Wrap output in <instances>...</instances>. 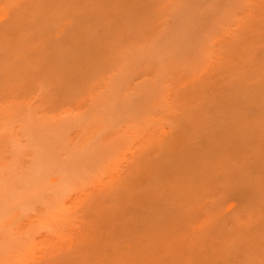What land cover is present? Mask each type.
<instances>
[{
  "label": "rangeland",
  "instance_id": "obj_1",
  "mask_svg": "<svg viewBox=\"0 0 264 264\" xmlns=\"http://www.w3.org/2000/svg\"><path fill=\"white\" fill-rule=\"evenodd\" d=\"M20 1L26 5L28 4L27 3L28 0H20ZM56 1H59V0H56ZM76 1L74 0V2H76ZM86 1L88 3V0H86ZM103 1L105 2L103 4H106V5H107V2H109V3L113 2L112 0H110V1L103 0ZM114 1L116 3V4L114 3L116 7L113 5L114 7H112V8H114V9L118 8V9H116V10L113 9L112 11L110 9H108L109 4H108V6H105L106 9H104V5H102V3H100L103 6V7H101L99 5V0L98 1L95 0L92 2L94 5H95V3H98L97 5H95L96 11L93 10V11H95V13L90 11V8H92V7L87 8V6H83V8L86 7V12H87V10H89L88 12H91L95 16H97V18H94L92 20H96L99 18L101 19V17H102L101 20L103 21V23H101V26H102V24H103V26L101 28L104 29V27H105V29H104V30H106L105 33H108L107 31H110L111 30L110 28H112L111 32H109L108 34H104V30H103V32H101L102 29L96 26L98 23V20L96 21L97 23L95 24V26H92L94 24V21H92L90 18L91 14L89 15L88 12L87 13L85 12V10L83 12L88 14L89 16L85 15V17H84V16H81V15H84V13H82L81 15L79 14L82 12L81 11L82 8L81 7H80L81 9L79 8L80 5L78 2L77 3L79 6L76 5L77 3L76 4L74 3V4H71V6L69 7L68 10H64L65 7H67V5H70V4H68L69 3L68 0H67L66 6L64 5L65 3L63 4L64 8L61 7L62 6L61 4H59L61 9H59L58 12L61 11L63 8L64 13L62 12L63 10L61 11L62 14L61 13L59 14L57 12L60 15V18L64 19L63 21L59 17H57L58 18L57 19L55 17V14L52 13V14H54V16L52 15L53 19H55V20L60 19V20H59V22L58 21L54 22L55 24L59 23V25L58 24L56 25V27H58V28H56L54 26L55 28L51 29V31L52 30L53 31L52 32L50 31L51 32L50 34L46 32V34H48V36H50V38L53 37L52 39H50L48 36H46L44 34L46 37L49 38V40L47 38L48 42L41 41L45 38L42 37L43 38L42 39L39 37L42 34L38 35L40 33L39 30H41V29H38L40 27L41 23L45 25V22L44 23L39 22L40 24L37 23L38 21H40L39 17H41V13L39 15L37 14L38 16L32 17V18H34L35 21L31 18V20H33V22L31 24L32 28L30 27V29H31L30 32H27V29H26V32H23V31H22L23 33L19 32L21 34L25 33V37H26V33H28L27 38H28V35L30 37H33V38H29L27 40L29 42L30 39H33V41H30L31 47H29L30 50L28 52H30L31 50H32V52H35L33 50L35 48L33 43L34 44L37 43L36 45H38V46L36 47V49L38 51L39 50L42 51V53H43L46 50H44L45 48H44V45L42 44V42L43 43H49V41L55 42L53 40V39H55L56 44L54 46H58L61 48V46H59V45H61L62 43L57 45V43H58L57 40L59 41V38L57 39V36L62 37L61 39H63L65 37V39H63V41H65L66 43L67 42L69 43L68 40L70 38H72V40H73V37L78 38V41L80 40L79 39L80 37H83V39L88 38V37H84V35L86 33H88L87 35L89 36V40L91 39L93 43L96 42V40L99 38L97 43L99 45L102 42L103 45L102 44L101 45L103 46V48H102V46H100V45L99 46L101 47L100 50L101 51L103 50V51H102V55L100 57L96 56L95 53H94V55L96 56V58L93 56V54L88 55V53H90L94 49V47H96V49H98L99 47L95 46L97 43L96 44L94 43L95 45H93L92 43L87 44V42H86L87 39H84L87 45L92 44L94 47L91 48L90 46L89 47L87 46L88 48H91V49H89L91 51H89L88 49L85 48L86 47L85 45H81L82 47L85 46L84 48L81 47L83 52H86V53H87V51H89V52L87 54L84 53L85 54L84 58H82L83 54H82V56L80 55V59L78 60V58H79L78 54H80V53H78L77 50L80 49V46L78 48V45H76L77 40L76 41L73 40V42H75L74 44H71L72 42L67 44V45H70V44L76 45L77 48H76V46H73V48L70 46H67V48L63 49L65 46L64 45L65 43H63L62 49L66 50V52H64V51L62 52V50L60 48L56 47L55 49L58 50V53L54 54L56 56V58H55L56 61H52L53 59H51V58L48 59V57H50V55H52L53 53L49 52L48 57H46L44 55L47 59V62H49V60L51 59L50 60L51 62H49L48 64L50 65L52 63L53 67L52 66L50 67L49 65L44 66L45 64H47V63H44L46 60L45 58H44L45 59L44 62H43V60L38 61V63L43 62V63H41V65H37L38 63L36 60L39 57L37 59H36L37 56L35 57L36 60L35 59L34 60L36 62L34 60H32V63L34 61L37 66H39V67L42 66V67H40V69L46 67V71L48 72L47 74H46V72H44L45 70H43V71L41 70V73L44 72L42 74H36V72L39 71V69L37 66L34 65L38 69L36 71L34 70L35 74L39 75V77H43V78H41V79L39 78L40 80H38V77L36 75L34 76L33 72H32L33 70H31V69H36L35 67H32V65L34 63L33 64H31V62L29 63V65L31 64L29 66V68L31 67V69H29L27 67V63L25 61V63H26L25 69L28 68V71L31 70V72H32L31 76H33V78L29 77V75H28V77L32 78V80L34 79V77L37 79H34L33 82H30L28 80V78H26L25 82L28 81L29 84L26 83L28 85V87L24 84L25 85V87H24V85L22 84V82H24V81H19L18 80L19 78L16 79L15 76L10 75L11 77H9V79H11L13 77L12 79L17 80V84H18V81L21 82V84L19 83L18 86L15 84L16 86L14 87L17 89L19 88V91L16 89H14V90L11 89V91H9L10 87L9 88L7 87L8 88L7 93L3 94V91H1L2 94L0 93V142H1V140H5V142L2 141V143H1V144L4 143L3 145L0 144V153H1L0 154V162L2 165L5 164L4 167L6 169H8V170H6L7 174L9 172V170H11L13 172V173H11V171H10V173L8 175L6 174L7 176L4 179H2L3 176L1 175V172H0V176H2L1 177L2 181L0 182V264H168L169 259L171 262H173V260H172L173 257L177 260L178 258H176V257H178V256H176V254L174 253L175 248L177 246V242H180V245H182L181 244L182 241H180V240L185 239L186 235H188V234H185L187 231V229L185 230V228H186V226L189 225V222H188V225H187V223H185L186 222L185 220L187 219V217L184 214L185 211H183V213H182L181 210H178V209L180 208V205H179L180 202H181V205H184L182 202L187 203L188 200L185 201L186 200L184 197L185 194H184V191H182V189H180V190L179 189H172L173 186L169 187V190L170 189L172 190L170 192H174V190H177L176 194L181 195L180 193H182V195H183V196L181 195L182 197L178 195L182 199L175 196V194H174L175 198L173 197V199L174 200L176 199L174 202H177L179 206L178 205L175 206L174 204H177V203H174L173 200L169 199V202L171 201L173 204L172 208H174V211H171V209H172L171 206L167 205V204H169V202H166V205H165V206H167L166 208L168 210L166 209L167 211L165 210V212L160 211V210H162L163 207L165 209V206H164L165 202H164L163 197H165L166 191H167V193L169 192L168 190H166V189H168V185L163 184V181L165 182L166 180H168L166 178L167 177L169 178L170 176L165 175V177H161L162 179L165 178L166 180L159 182V179L162 180L160 178V174L163 171H164L163 174H168L169 172H171L170 169H172L174 171V168L165 169V167L163 166V170L161 168H159V170L161 169V171H159L157 169L159 171V174H158L159 178L156 177L157 174H155V176H154L155 178H152L151 180H152V182L154 180H158L157 181L158 184L155 183L156 181H154L153 182L154 186L150 185V187L155 188L156 186H159V188L157 187L154 190H155V192L157 189H159L157 191H159V192L161 191L162 195L159 193L158 194L160 197L162 196L160 198V200L162 199L163 202L160 200H159L160 202L158 200L156 201L158 194H156L157 192L155 193L154 191H152V188L149 187L151 189L150 191L155 194V195H152V197H156L155 199H153L154 204H151L150 202H149V204H151L153 208L157 207V205L159 206L158 208H155L153 210L159 209L160 213L162 212V213L167 214V215L169 214L168 216H166V215L163 216V214L162 215L160 214L162 216V217L161 216L159 217V218H161V220L163 217H166V218H164L165 222L162 221L163 222L162 224H166V222H167L166 220L169 218L171 219L172 212L176 213L175 215H173V217H175L177 215V213L179 214L175 217V219L179 218V216L181 217L180 214H184V218L186 217V219H184L182 221V219L179 218L182 221V223H180V225L178 223L179 219H177V222L171 223V224H175V226L177 224L179 225V226L177 225V227H174V228L171 227L172 225L170 224V221H168V223H169V225L167 224L168 227H166V226L162 227V230L160 232H159L160 229L157 230L158 228L155 227L157 232H158V233H156L157 235H153L154 232L151 233V235H149V233H144V231H146L145 229L143 232H140V233H144V234H140L139 231L143 230V228L139 229L140 226L139 227L136 226L137 228L135 227L136 230L138 229L137 230L138 232L134 231L135 225H134V222L131 221L132 218L130 221L133 223V229H132V225H130L132 223L129 222L130 223L129 224L127 221L128 219H126L129 215L126 216L125 219L127 222L125 225L127 227V224H129V226L127 228L130 227L133 230L132 231L131 229H129V232L127 231V234L130 233V230H131L134 233L135 232L139 233L140 234L139 236H141V237H139L135 233L137 236L136 237L135 234H133L132 232L130 233V234L135 236V239L138 240V237L140 239V241L136 240L137 242H135L134 237L132 238V240H134L133 241L134 245L132 243L133 248L131 247L132 250L128 249V247H127V245L130 244V243L127 244V242L129 241L128 240L129 236L126 234V232H122V231L119 232L120 226H122V228H123V229L121 228L122 230H126V229H124L125 226L121 225L122 221L119 222V225H120L119 226L117 223L118 220L115 221L116 222V224H115V222L112 223V219L110 222L109 218H112L113 215H116L115 217L113 216V220H115V219H119V220L122 219L123 220L124 215H125L124 211L126 209L125 210L123 209L124 211L122 212V214L124 213V215H122V214L119 215V213L122 211V210L120 211V207L121 206L132 207V206H128V205L133 200L134 201L135 200H139V201L143 200L144 199L143 197H142L143 199L140 200L141 196L137 195L141 191V188H139L137 186V190L139 188V192L137 190L136 191L138 193L135 192L136 195L139 196L138 197L139 199H136L137 196L134 194L136 197H133V195H131L129 198L133 197V200L129 201L130 199L128 198L127 202L125 200H127L126 197L129 196V195H127L128 192H129V194L133 193V192H131V189H129L130 191L127 190L128 192H126V193H125V191L121 190L124 194H126V197L124 196V199H125L124 201L126 203H122V201L120 200L124 195L123 194L122 197L120 195V197H119V194L121 191L118 192V197H116L117 193L116 194H110V193H108L109 189L113 185L120 184L121 180L124 179L125 176L131 170H133V168H135V165L141 164V163H139L140 161H142L141 156L143 155L144 152L149 150L146 148L152 142V140H154V141L155 140H158V141L164 140V138H165L164 135H166V134H165V131H162V130H164L165 128L166 129L169 128V126H170V128H173V127L176 128L175 125H177V124L172 123L173 125L172 124L170 125V121L171 120L174 121L175 120L174 118L177 119L179 117L176 115L177 113L179 115L182 114L181 116L183 117V113L187 114L186 111L188 110L190 112V115H193V116L196 114L198 115V116L196 115L197 119H196V117L191 118V119H190V117L187 118L189 116L188 114H187V117H185L186 115H184V117L186 119L185 122H184V119L180 116V119L178 118V120H181V122H178L176 120L174 121V122L179 123L178 125H180L181 123L184 122L183 126L188 125L190 127V125L192 126L194 124H190L189 121H188L189 123H186V122H187V120H191V122L194 123V121H193V119H194L196 121V123H195V129H196L197 125H198L197 122H199V124H200L202 121H199V120H203L202 124L205 127H206V125H208L207 127L208 128L210 127L212 129V131H214L215 129H216V131L217 130L220 131V129L218 127H217L218 129L216 128V126L218 125L219 127L221 126L220 127L221 131H222V129L224 131L226 130L225 131L226 133L230 130H233V131H231V134H233L232 132H234V131H237V132H238V130L242 131L241 129L244 126L243 123H245V121L244 120L241 121L242 123L240 121L237 122L238 119L241 120L243 118L240 116L246 114L245 115L246 117L243 119H245V120L247 119V121L250 120V118L248 119L247 116L251 115V113H249L248 111L253 109V107H251L252 109H249V108L251 106L250 103L254 102V100L253 101L248 100V102H246V101H243L242 100L243 98L241 99L240 97L238 100H236L237 95L235 94V92H234V94L236 95V97L234 95H228V98H227V96L225 98H223L224 96H221V95H226V94H223L222 91L224 90V88L227 89L228 86L232 85L230 83L231 79H234L237 77L238 78L242 77V79H246V78H244V76H240L243 73L239 72L238 70L242 71L241 69H243L244 71H246L247 68H249L251 72L246 71L248 74L245 72V76L247 75V79H248V76H249V78H250V76L253 78V76H254L253 72L257 71L256 69H258V70L260 69L262 72H264L263 71V69H264V50H263L264 42H261V39H263V41H264V38L261 37V39H260V37H259L260 34H257L259 39L255 38L253 36V31L250 32L252 27H250V28L248 27L250 24L253 23L252 26L255 27V28H253L255 33H260L261 30H264V0H156V1L155 0H136L137 4H136V1L134 0L137 7L132 6V5H134L133 1L131 3V2H128L129 0H126L128 2V5H126L127 2H126V4H124L125 0L124 1L123 0H114ZM62 2H65V0H63ZM147 2H149V3L147 4ZM129 3H131L132 5H130ZM19 4L20 3H18V5ZM111 4H113V3H111ZM121 4L123 6H121ZM146 4L149 5V8H148V6H146ZM51 5H53V6H48V7L55 10V8L57 7L58 4H55V6H54V4H51ZM59 5H58V7H59ZM83 5H85V4H83ZM90 5H88V6H90ZM117 5H119V6H117ZM157 5L159 6V9L157 10L158 12L156 11V9L158 7ZM110 6H112V5H110ZM119 7H121V8L123 7L124 10L121 8L119 9ZM72 8H73V10H74V8L75 9L78 8L79 13L77 12V9H76V11L72 12L73 11V10H71ZM93 8H94V6H93ZM97 8H99V10ZM100 8H102L101 12H100ZM109 8H111V7H109ZM147 8L150 10H148ZM250 8H252L251 13H254L253 14L254 18L249 13V10H251ZM103 9L106 10L107 13L105 11H104V13L106 15L108 14L107 16H104L105 14L104 15L102 14ZM134 9H136V11ZM97 10L99 11L100 14H97V12H98ZM117 10H118V12H117ZM48 11L51 12L52 10L48 9ZM113 11L116 12V15L114 13V17L117 16L116 17L117 20L113 17ZM134 11L136 12V14H134ZM146 11L148 12V15H147L148 17H144L145 16L144 14L147 13ZM150 11H155V13H154L155 15L152 14L153 12L151 13ZM159 11L160 12L162 11V12L160 13ZM66 12L70 13V14L72 13V14L71 15L66 14ZM108 12H110V14ZM46 13H47V10L45 13H43V17H41V19L44 18V16H45L44 14H46ZM49 13H47V14H49ZM57 13H56V16H57ZM118 13H120L121 15H119ZM149 14H151V16H153V15L155 17L157 16L158 20L159 19L160 20L159 21L157 20L158 21L157 22L156 21L157 18L156 19L154 18L155 19V20L153 19L154 22L156 21L157 23L156 24L154 23L155 25L152 24L153 20L151 21V19H150L151 16L149 17ZM246 14H248V15L246 16ZM61 15H62V17H61ZM64 15H65V18H64ZM66 15L67 16L70 15V16L66 17ZM75 15H76V17H75ZM94 15L91 17L92 18L95 17ZM99 15H100V17H99ZM101 15H103V16H101ZM134 15H136V17H133ZM49 16L51 17V13ZM108 16H109V18L111 17V19H108V20H110L108 22L110 24L106 23L107 22L106 18ZM119 16H120V18H121V16H123L125 20L122 18L123 20L120 19V23H119V21H118ZM45 17H48V16L46 15ZM50 17H48V18H50ZM86 17H87V19H85ZM153 17H151V18H153ZM248 17H250L251 19ZM37 19H39V20L37 21ZM100 19H99V21H100ZM252 19L254 22H251ZM46 20H48V19L46 18ZM52 20H49V22ZM75 20H76V23L74 22ZM79 20L80 21L83 20L84 22L86 20H91L90 23L88 22L87 25L85 23V25L87 28H88V26H90L89 30L90 29L91 30L92 29L97 30V31L94 30L95 34H93V32H92L93 30L89 31L85 27V28H83V30L87 29V31H89V32L84 31L83 33H80V31H79L80 36L76 37L78 34L77 30L80 29V28L77 29V26L79 25L78 24ZM111 20H114V22H116V23H113V21H111ZM60 21L62 22L61 25H60ZM121 21L123 23L120 26ZM146 21H147V24H144ZM82 22H79V23H81L80 24L81 26H82ZM84 22H83V26H85ZM50 23H48V24L46 23L48 27L50 26ZM74 23L77 26H75ZM148 24L149 25L152 24V25L149 27ZM80 25L78 27H81ZM98 25L100 26V24H98ZM146 25L148 26L147 27L148 29L146 28ZM238 25L240 26V28ZM246 25H248L247 26L248 30L250 29L249 35H248L249 32H247L248 30L246 28ZM47 26H44V28H47ZM51 26L53 27V25H51ZM74 26L76 27L75 29H74ZM107 26H109V27H107ZM122 26H124L125 28H121ZM91 27H93V28H91ZM33 28H37V30L35 29L34 33L31 34V31L34 30ZM49 28H47V29L50 30ZM43 29H42V32H43ZM47 29H46V31H47ZM54 29H56V30H54ZM68 29L70 32L67 31ZM107 29H109V30H107ZM73 30H75V31H73ZM81 30H82V28H81ZM241 30L242 31L245 30V32H247L246 36L248 35L250 37V38L247 37V39L249 38L248 40L245 38L246 37L245 33H243ZM36 31L39 33H37ZM44 31H45V29H44ZM68 32L70 34H68ZM113 32H115V33L113 34ZM116 32H118V33H116ZM96 33L98 35L102 36L101 39H100V36L96 35ZM101 33H103V35ZM16 34H17V36H16ZM21 34L19 35L17 32L13 36H14V38L15 37L18 38V36H22ZM239 34H240V36H238ZM68 35L70 36V38L68 37L69 39L67 40L66 36H68ZM71 35L73 37H71ZM95 35L97 36V39H95L96 38ZM105 35H107V36H105ZM233 35H234V37H233ZM261 35L264 36L263 32L261 33ZM0 38H1V36H0ZM5 38H7V39H4V38L0 39L1 40L0 41V44H1L0 45V51H1L0 52V80H2L1 73L3 75L4 69H5V71L7 69V67L4 68L6 66V61L9 60V58H7V56H4V54H7L8 49H10V48H8L9 46H13L12 44H14V46H15V44H16V43H12L16 38L15 39H12V37H11V39H9V37H5ZM252 38H255V40H257L258 42H255V40H252ZM83 39H81V41ZM93 39L95 41H93ZM3 40H4V43L8 42L7 43L8 45L5 46L6 43L4 44ZM25 40L26 39L24 38V41H22V43H20V45H19L20 48H21V44H23V43H24L23 46H26ZM15 41H17V43H18V41L21 42V40H19V38H18V40H15ZM242 41H243V43H242ZM10 43H12V44H10ZM258 44H260V45L258 46ZM46 45H45V47L48 48V51L53 50V48H52L53 45L52 46H50V44H46ZM248 45H249V52L246 51V50H248V48L246 47ZM23 46H22V48H23ZM109 47H110V49H109ZM49 48H50V50H49ZM255 48H257V49H255ZM3 49H6L7 52H5V50H3ZM25 49H26L25 53H27L28 45L25 47ZM70 49H72V50H70ZM2 50L5 53H3ZM22 50L24 52V48ZM22 50H20V51H22ZM57 50H56V52H57ZM107 50H109V51L107 52ZM10 51H11V49H10ZM82 51H81V53H82ZM98 51H99V49H98ZM17 52H19V51H17ZM32 52L28 53L27 55L32 54ZM46 52H44V53L46 54ZM56 52H54V53H56ZM79 52H80V50H79ZM246 52H248V54H247L248 56L246 55ZM1 53H3V54H1ZM25 53H24V55H26ZM96 53H99V55H100V51L96 52ZM114 53H115V55H114ZM249 53H251V54H249ZM10 55L11 54H9L8 56H10ZM34 55H35V53H34ZM255 55H256L257 59H256V57H254ZM13 56L14 55L12 54L11 57H13ZM21 56L24 57V60L26 59L25 58L26 56H23V54ZM243 56H245L246 59L247 58L249 59L252 56V57H254L255 61H254V59L253 60L251 59L250 61H252V62L254 61L253 63H251L250 61L245 63L248 59L246 60ZM17 57H20V55H18ZM40 57H43V56H40ZM106 57H108V58H106ZM13 58L15 60H12V61H15V62L18 61L15 57H13ZM83 59L86 62V64L84 63V65H83L84 61L82 62ZM95 59H96V61H95ZM39 60H41V59H39ZM105 60L107 61V63ZM9 61H8L9 64L7 66H8V68H10V66L12 68V63H10ZM80 61H81V64H80ZM90 61H92V62H90ZM93 62H96V63H93ZM232 62L235 64H232ZM17 63L19 64V62H17ZM18 64H16V65H18ZM239 64H240V66H239ZM244 64L246 66H244ZM23 65L24 64H22V67H24ZM230 65H231V68L229 67ZM233 65H236L237 68H236V66L233 68L232 67ZM75 66H76V68H75ZM1 67H3V69ZM14 67H16V66H14ZM22 67H20V68H22ZM245 67H247V68L245 69ZM51 68H52V70H51ZM16 69L15 70L18 72V67ZM22 69H24V68H22ZM92 69H94V70H92ZM1 70H3V71H1ZM21 70H20V72L22 73L24 70L23 71H21ZM49 70L51 72H53V71L56 73L59 72V75L54 73V72H53V74H49ZM235 70H237L240 73L239 76L234 77V75H236V73H234ZM8 71L9 70H7V72ZM17 72H15V74ZM26 72H27V70H26ZM62 72H63V74H62ZM249 72L251 74L253 73L252 74L253 76L251 74H249ZM255 73H256V75H258V73H260V72H255ZM7 74H5L6 78H8ZM13 74H14V71H13ZM43 74H46L47 77H46V75H44V76L48 80L49 79L51 80V81L49 80V82H51L52 87L54 86L53 87L54 89H52V87L49 86L50 84H48L47 80L45 81L46 78L43 76ZM48 74L50 76H48ZM54 74H55V76H54ZM22 75H23V73H22ZM51 75L53 76V78L51 77ZM60 75H61V77H60ZM256 75L254 77H256ZM19 76H17V77H19ZM57 76H59V77H57ZM65 76H66V78H65ZM76 76L79 78H77ZM26 77H27V75H26ZM48 77H50V78H48ZM54 77L56 79H54ZM257 77H259V76H257ZM257 77H256V80L258 79ZM24 78H20V80H24ZM62 78H64L65 82ZM4 79H5V77H4ZM12 79H11V81L10 80H8V81L12 82ZM52 79H53V81L57 80L55 82L56 85H54V83L52 84V82H53ZM73 79H76L75 81H76V84L78 83L77 84L78 86L75 84ZM78 79H79V81H78ZM212 79H216L213 81H217L220 83L222 82V84H224L226 81L228 82V79H230L229 80L230 85H228L226 87L222 85L224 87L223 89H221L222 87L220 89H218L219 87L218 88L215 87L214 89L216 90V88H217V90L215 92H212V93L210 91L209 95H208L209 89L214 90L211 86H213V84L214 85L217 84L216 82L215 83L212 82ZM36 80L38 82H36ZM69 80H72L73 83H72V81H69ZM251 80L255 81V79L254 80L251 79ZM39 81H40V84H39L40 88L36 87L38 85L37 83H39ZM41 82H43V83H41ZM57 82L58 83L60 82V83L58 84ZM88 82H90L91 85L92 84H94V85L89 86ZM235 82H236V80H235ZM235 82H234V84H235ZM250 82H248V83H250ZM1 83H3V82L1 81ZM14 83H12V84H14ZM30 83L32 84V86ZM61 83L64 85H62ZM236 83L238 84V83H240V81L236 82ZM254 83H256V82H254ZM42 84H44V86ZM73 84H74V86H73ZM234 84H233V86H234ZM257 84L261 85V83H256V87H257ZM245 85H247V84H245ZM260 85H258V86H260ZM215 86H217V85H215ZM219 86H221V84ZM250 86H251V88L252 87L255 88L254 86H252V84H250ZM34 87H36V88H34ZM77 87H79V88H77ZM230 87H228V88H230ZM47 88H48V90H47ZM50 88H51V91L53 93L49 91ZM56 88H58V89L62 88L59 92H61L63 90L61 93L64 92V96H66V97H62L63 95L60 96L61 94L57 95L59 92H55ZM64 88H65V90H64ZM66 88L69 91L66 92ZM80 88H82V89H80ZM23 89H26V90H24L26 93L23 91ZM27 89H28V91H27ZM35 89H37V90H35ZM58 89L56 91H58ZM231 89H228V90L232 91ZM233 89H234V91H237V87L233 88ZM205 90H207L206 93H204ZM255 90L258 91V89H255ZM12 91H14L15 94ZM224 92L229 93L228 91H225V90H224ZM253 92H255V91H253ZM9 93H11V95ZM65 93H68V94H65ZM213 93H214V97H212L213 99L212 98L210 99V96L213 95ZM215 93L221 94L220 97L222 99H224V101L228 99L227 102H229V103H227L226 101L224 103L221 102L220 101L221 99H219L220 97L217 94H216V97L217 96L218 97L215 98ZM231 94H233V91ZM78 95H81V96L83 95V96L81 97ZM238 95H240V94H238ZM202 96L203 97L208 96V98L205 97L204 99H202ZM231 96L235 97V102H237V103H238V101L239 102L243 101V103H242L243 105H241L240 103H239L240 104L239 105L235 102H234V104H237L238 106L237 105L234 106V104L232 102L231 103L233 106L229 105V104H231L230 101L234 100V99L230 100L232 98ZM256 96H257V94H256ZM80 98H82V99H80ZM104 98H106V100H103ZM214 98L219 99V101L214 100ZM83 99H84V101H82ZM208 99H210L211 102ZM258 99H260V98L259 97L257 98V100H256L257 103L255 102L256 104L255 103H254L255 105L253 104L254 107L259 105L258 103H260V101L258 102ZM81 101L84 104L81 103ZM203 101H208V103L205 102V104H203L204 103ZM48 102L51 105V109H50V105L47 104ZM209 102H210V104H209ZM212 102H214L215 104L219 103V102H221V103L215 106ZM94 103H95V105H94ZM225 103L228 104V105L226 104V106L228 108L225 107ZM247 103H248V105H247ZM211 104H213L214 107L211 106ZM245 104L247 105V108L249 107L248 108L249 110L247 109V112H245L246 108L244 109V107H246ZM261 105H262V103H261ZM263 105H264V103H263ZM88 106L91 110H89V108L87 109ZM93 106L96 107V109ZM207 106H208V109H207ZM222 106L225 107V109L227 108L228 112H229V108L233 109V107H235L232 111L236 112V109H237V113H232L230 110V112L233 114V116H236V114L238 116V112H240V111H238L239 110L238 108L239 107L242 108L241 106H244L242 108V110L244 112L241 110V114H239L240 116H238L239 118L233 117V116H231V114L224 113V114H227L228 116L226 115L227 119H226V121H223L226 123H223V122H220L222 120H225L222 117L224 114L223 115L221 114V111L223 112V110H221ZM47 107L49 108V110H46V109H48ZM172 107H174V108H172ZM259 107L262 109L263 106H258L254 110H256L257 108H258L257 110H260ZM52 108H53V110H52ZM168 108H171L172 109L171 111L175 110L173 113L177 117H174V116L172 117V115L169 112H167V110H170ZM215 108H217V110ZM31 109H32V111H30ZM93 109L95 110V112ZM210 109L213 110L214 114L213 113L210 114V111H211ZM33 110H34V112H33ZM50 110H52V112ZM219 110H221V111H219ZM46 111H48V112L45 113ZM41 112H43V114ZM90 112H92V113L94 112L95 114L91 115ZM193 112H195L196 114H193ZM219 112H220V114H218L217 116L214 117V115H216ZM224 112H226V110H224ZM247 113H249V114L247 115ZM254 113H257L256 116H259L258 113L260 114V111L259 112L255 111ZM254 113H253V115H254L253 117H255ZM166 114H168V115H166ZM262 114H264L263 111H262ZM32 115H33V119L31 117ZM79 116H80V118H79ZM167 116H169V117H167ZM170 116H171V118H170ZM199 116H201V119H199L200 118ZM218 116H221L222 120H221V117L219 119H216V118H218ZM76 117L78 119H76ZM83 117L85 118V120ZM253 117L251 118V120L253 119ZM235 118L237 121L235 120ZM52 119H53V122H56V120H57L56 124H52V122H51ZM260 119L261 118L258 117L259 121H260ZM58 120H60V121L58 122ZM162 120H164V121H162ZM165 120L167 122L169 121L168 124H167V122H165ZM216 120L222 124L219 125ZM256 120H257V118L255 117V123H256ZM159 121H161V122H159ZM262 121H264V120H262ZM71 122L74 125L76 123L75 126H77L78 128L75 126H72ZM251 122H254V120H252ZM42 123L44 125H42ZM57 123L60 126H58ZM258 123L262 124L261 121ZM202 124H200V126H201L200 128H202L203 131L199 132L197 130L199 127L196 130L199 133H201V135L203 132H205L203 134L206 135V132L208 130L205 131L204 130L205 127L203 128ZM79 125H81L82 127H80ZM258 125H260V124H258ZM25 126H26V128L28 126V130L25 128ZM183 126L181 125L180 127H183ZM19 127L22 129H20ZM35 127H36V129H35ZM59 127H61V129L63 128V130H61V129L59 130L58 129ZM180 127H178V128L180 129ZM51 128H56V129L51 130ZM94 128H97L95 131L96 133H95L94 137L91 138L92 142L90 139L89 144H88V142H85L84 140H86L85 138H86V135L88 134V132ZM237 128H238V130H237ZM239 128H241V129H239ZM88 129H89V131H87ZM211 129L209 130L210 132H212ZM57 130H59L60 133ZM31 131L35 134H32ZM53 131L54 132L57 131L55 133L56 134L59 133L58 135L60 137L56 134H54L55 135V137H54V135L52 134ZM62 131H63V134H62ZM209 131L207 134H209ZM194 132L192 131L191 134L196 136L198 132L196 133V135L194 134ZM225 132H224V134H225ZM237 132H235V134ZM244 132L246 133L247 131H242L241 133H244ZM19 133H21V134H19ZM215 133L216 132H214V135H212L213 137L215 136ZM221 133H223V131ZM238 133L239 134H236V135H242V134H240V132H238ZM60 134L63 136L62 138H61ZM224 134L223 135L221 134V135L225 139H223L221 136H219L220 134L218 135V137H221L223 139V141H225V143H226L231 136L228 137L227 134L226 135H224ZM246 134H243V135H246ZM38 135H39V137H38ZM192 135H191V137H192ZM199 135H197V137L195 138L196 140L193 139L194 136H193V138L189 137L188 139H186V141L189 140L188 143L192 146V147L190 146L188 148H193V149H189L190 152H188V155L186 154L187 152L184 153V155H183L184 159H186V158L189 159L188 158L189 155H190V157H192L193 153L198 151L197 150V149H199L198 147L201 146V144H202V143H200L202 141V139L200 138L201 135L200 136ZM205 135H203L202 138L203 137L205 138ZM209 135H211V134H209ZM32 136L35 138V140ZM36 136L38 137V139ZM43 136H44V138H43ZM216 136H215V139H216ZM225 136H227V139ZM232 136H234L236 138L235 135H232ZM47 137H48V140L51 141L50 142L51 145H50L49 141L47 140ZM234 137H232V139H231L232 141L235 140L234 142H232V145L235 142H238V140L241 139V137L243 138L244 136H239L237 138V141ZM250 137L252 138V135H249V138ZM58 138H60V139H58ZM204 138H203L204 143L202 144V146H204V147L209 146L208 149L206 148L208 150V154H207V150L205 148L201 147V149H199V151H198L199 153L197 152L200 155V157L196 153L197 156L195 154V156H193L191 160L190 159L186 160V162L189 161V163L185 164L186 162L184 163V161H183V164L187 166L189 164L193 165V163H195L196 160H200V159L202 160L203 157L207 158V160L204 158L205 161H207V166L205 163H203L204 159L202 161L201 160L197 161L196 163H198V165L196 163L193 165L195 167L200 168V170L205 165L202 168V171H200L198 168L195 170V174L197 173L195 175L196 177H198V176L201 177L202 176L200 174L201 172L203 175L206 173L205 167H207L209 169L210 167L211 168L213 167V164L214 165L218 164L216 162V159L213 158L215 160V162H214V160L212 158H210L211 154L209 155V153H210L209 148L211 145L209 144L207 146L206 143H208L210 141L209 140L210 138L207 137L208 138L207 141L209 140L208 142H205L206 139H204ZM247 138L248 137L246 136V139L243 140L244 143H242V145L243 144L246 145L245 140H247ZM63 139H65V141ZM222 139L219 138V140L217 139L215 141H217V142L219 141L220 143H224L222 141ZM52 140L55 142H53ZM59 140L63 141V143L62 142L60 143ZM193 140H194V142H192ZM197 140H199V141H197ZM38 141H39V144L37 145ZM46 141H48V142H46ZM66 141L68 142V144L64 143ZM69 141H70V143H69ZM165 141L166 140H164L163 142H164V145L166 146ZM195 141H197V142L195 143ZM211 141L213 142V140H211ZM239 141H242V140H239ZM169 142H171V141H168L167 144ZM229 142L231 144L230 140H229ZM52 143H53V145H52ZM197 143H200V144L197 145ZM30 144H31L32 148H31ZM60 144H62V145H60ZM71 144H72V146H71ZM212 145H213V143H212ZM218 145H219V143L216 145H213V147L216 146L215 148H218ZM223 145H221V146H223ZM61 146H64V149ZM144 146L146 148H144ZM167 146H169V145H167ZM225 146H231V145H229V143H228V145L225 144ZM3 148H5L4 151H3ZM8 148H9V150H8ZM10 148H11V150L13 148V150L11 151ZM215 148H213L214 151H215ZM220 148H222V147H220ZM230 148H231L230 151H232L233 148L232 147H230ZM45 149H46V151H44ZM223 149H225L224 146L222 149L217 150L216 153H218V154L222 153L223 154L224 153ZM47 150H50L51 153L47 154L49 152ZM192 150L193 151L195 150V151L192 153ZM200 150H204V153H203V151L201 152ZM220 150H222V152ZM65 152H66V154H65ZM225 152H227V151L225 150ZM234 152H235V150H234ZM234 152L232 151V153L234 154L233 156H236V157H234V159L237 160L239 154H236ZM165 153H167V152L165 151L164 154ZM51 154L54 156V157L52 156L53 158L51 157ZM155 154H157V153H155ZM162 154L160 156V157H162V160H164L163 159L164 156L166 157V159L168 158L167 154H165L163 156H162ZM224 154L226 155V153H224ZM202 155H204V156H202ZM228 155H229V153H228ZM185 156H186V158H185ZM230 156L233 157L231 152H230ZM197 157H199V158H197ZM239 157H240V155H239ZM194 158H195V161H194ZM210 159L212 162L210 161ZM149 160L150 159H148V163H151V160H150V162H149ZM192 160L194 162L190 163V161H192ZM2 161L4 163H2ZM51 161H53V162H51ZM32 162H33V164H32ZM135 162H138V163L136 164ZM202 163L204 165L200 166ZM1 164H0V166H2ZM181 164L182 163H180L179 165H181ZM183 164H182L183 169H185L186 166H184ZM211 164H212V166H211ZM179 165L177 167H175L177 169V170L175 169V172H174L175 174H171L172 178H174L173 176H175V175H180V177L177 176L178 182L174 181L176 179L175 178L174 180H171V181L169 180L168 183L174 181L175 184H177V183L179 184L182 182V181L179 182L180 179L183 178L182 176H186V175L189 176L187 173V170L185 169L186 170V172H185L184 170L181 169L182 166H179ZM208 165H210V167ZM7 166H8V168H7ZM55 166H56V168H55ZM137 166L139 168L141 167L140 169H142L144 166L143 170H145L147 168L145 170V172H147V170L149 172L154 167L153 164L150 166V168L148 167L149 165H147V167H145V165H143V166L137 165ZM4 167L2 166L1 168H4ZM5 168H4V172H2V174L4 173V177H5V172H6ZM178 168H180V170H182V171H179ZM20 169H21V172L18 171ZM164 169L166 171H168V170H170V171L165 173ZM14 171L15 172L17 171V173H15ZM158 171H156V173ZM177 171L180 174H177ZM189 172H190V170H189ZM27 173H28V175H27ZM152 173H153V171H152ZM154 173H155V171H154ZM183 173H185V175ZM144 174H148V175L150 174L151 177L153 175L150 172L144 173ZM23 175H24V177H23ZM54 176H59L61 178V180L58 182H53V184H52V181L50 180V178L54 177ZM144 176L146 177L147 175H144ZM190 176H194V173H193V175H190ZM9 177H10V179H9ZM127 177H128V175H127ZM196 177H195V180H194V178L192 180H194L195 182L197 181V183H198L200 181L199 180L200 178L199 177L196 178ZM20 178H23V179H20ZM150 178H149V180H150ZM11 179L12 180L15 179V180L12 181ZM24 179H25V181H24ZM225 179L226 178H224V176L220 175V177H219L220 183L217 184L218 193L216 195V197L220 196V198L218 200V204H217L218 214L215 218L217 220L212 221L213 225H212V227H210L211 230L215 227V225H216L215 228H218L219 227L218 225H223V227L224 226L226 227V225H227V223H225L226 219L225 220L222 219L224 221L223 222L220 218H223V217L226 218V216H225V215H227L226 213L231 209L230 208L231 202L234 200L235 203L238 204V206H240V205L243 206V203L245 202V200H247L248 196L250 195L249 187L246 186L245 184H242L241 186L235 187L231 190H230L231 187H229L228 189H229L230 193H225L223 191V188H221V185H222V183L225 182ZM143 180H145V179H143ZM140 181H141V179H140ZM147 181L148 180L146 178V183H147ZM25 182H27L28 184ZM146 183L143 185L146 186ZM159 183H161V186L159 185ZM162 184L166 186V189L162 187ZM136 185H141V187L143 186L142 184H136ZM5 186H6V188H5ZM148 186H149V184L147 185V187ZM160 187H161V189H160ZM24 188H25V190H23ZM125 188L128 189L129 187H125ZM2 189H3V191H2ZM31 189H33V190H31ZM163 190L165 191V193ZM11 191L14 192L15 194L11 193ZM178 191H180V193ZM26 192H27V194H26ZM141 192H140V195H141ZM147 192H142V193L146 194ZM10 193H11V196H10ZM8 194H9L10 198L8 197ZM163 194H164V196H163ZM232 194H234V196H232ZM146 195L148 196V193ZM149 195L151 196V194H149ZM169 195L171 198L172 197L171 193ZM239 195H241V196H239ZM167 196L165 198L166 201H167V198H169V196L168 197ZM149 199L150 198H148L147 200L146 199H144V200L147 202L152 200V198H151V200H149ZM183 199H184V201H183ZM144 200H143V205H145V203H147V202H144ZM14 201H15V203H14ZM17 201L20 204L17 203ZM118 201H120V202H118ZM134 201L131 203V205L134 203ZM155 201H156V203H155ZM149 204L147 206H149ZM143 205L142 206L140 205L141 206L140 208H143ZM151 205L149 206L151 209L149 207H146V205H145V208H144L145 210L142 209V211H144L142 213L147 214V212L150 209L151 213L156 214L155 211L154 212L152 211ZM154 205H156V206H154ZM135 206L136 205H134V207ZM168 206L170 208H168ZM174 206L175 207L178 206L179 208H176L177 210H175ZM189 206H190V203H187V209ZM134 207L131 208V209H133L132 213L139 212L138 210H140V209L134 208ZM137 207H139L138 204H137ZM185 207H186V204H185ZM6 208H8V209H6ZM12 208H14V209L19 208V215L15 216L14 219L10 217V213L13 211ZM136 209H137V211H136ZM127 210L131 211L130 209H127ZM129 211L126 214H128ZM142 213H136V214H134V216L136 217V215L138 216L139 214H141L142 216L141 215L140 216L143 217L144 214H142ZM151 213L149 214L150 216L152 215ZM146 214L144 215V217H146ZM149 215L147 214V217H150ZM158 215H159V213H158ZM199 215H201V214H199ZM122 216H123V218H122ZM156 216H157V214H156ZM202 216H203V214L201 215V219L203 218ZM141 217H138L136 219L139 220V218H141ZM147 217H146L145 222H148ZM153 218H154V216H153ZM182 218H183V215H182ZM157 219H156V221L159 222ZM173 219L174 218H172L171 220L174 221L175 219L174 220ZM138 220H136L135 222L137 223ZM149 220H150L149 222H151V219H149ZM13 221H15V222H13ZM156 221H155V223L157 224ZM145 222H143V223L145 224ZM149 222L146 224H149ZM59 223H60V230L63 234L62 238L59 237L58 234H56L54 232V229L57 227V224H59ZM159 223L161 226V222H159ZM201 223L204 224L205 222L201 221ZM137 224H139V221ZM144 224H140V225L146 226ZM153 224L154 223L151 222L148 227H150ZM223 227L221 226V227H219L220 229H217V230H221V228H223ZM144 228H146V227H144ZM151 228H153V227H150V230H151ZM215 228L213 230L217 231V230H215ZM153 230H155V229L153 228ZM213 230H212V232H213V237H214V231ZM223 230H224V228H223ZM212 232H211V234H212ZM216 233L220 234V231H218ZM132 235H130V238L132 237ZM207 235H209L208 229L205 226H204V228H202L200 230H196L195 233H194V229L190 230V236L194 237L195 238L194 240H198V242H200V244L201 243L204 244L206 242V240L209 238V236H211V235H209V236H207ZM220 235H218V236L220 237ZM218 236H217V234H215V237H214L215 241H219L218 239H220V238ZM213 237H211V238L213 239ZM143 240L145 241V243L143 242ZM211 240H207V241L211 242ZM214 240H213V242H215ZM138 242H140V244H138ZM135 243H137V244H135ZM211 243H208V246H204V247L210 248L209 246ZM152 245H153V247H152ZM109 248L111 250H109ZM119 250L122 252H119ZM210 253H212V251L209 252L208 255ZM235 253L239 254V251L237 250V252L235 251ZM170 254H174V256L171 257ZM235 255L232 253L229 256L232 258V257H235ZM208 258L210 259L211 257L208 256ZM240 259L242 260V258L238 257L239 261H240ZM234 260H235V258H233V261H232L233 264L234 263L238 264L241 262V261L240 262L237 261V263H236V260L235 261ZM180 261L184 263V261H182V259H180ZM181 262H180V264H181ZM209 262H212V260L208 261V264H209ZM177 263L179 264V260L177 261ZM195 263L198 264V260H196ZM229 263L231 264V259H230ZM263 263H264V261L261 264H263ZM169 264H170V262H169ZM210 264H212V263H210Z\"/></svg>",
  "mask_w": 264,
  "mask_h": 264
},
{
  "label": "bare ground",
  "instance_id": "obj_2",
  "mask_svg": "<svg viewBox=\"0 0 264 264\" xmlns=\"http://www.w3.org/2000/svg\"><path fill=\"white\" fill-rule=\"evenodd\" d=\"M19 1V2H18ZM0 0V36H1V38L0 39H7V38H5V37H9V39H11V37H12V39H15L14 38V36L13 35H15V33H17L18 32V34L20 35L21 33H19V32H26V29H27V32H30V27L32 28V22H33V20H34V18H32V17H34V16H38L40 13H41V17H43V13H45L46 12V10H47V13H49L50 11H48V9L50 10H52L50 13H51V17L49 16L50 15V13L49 14H44L45 16L47 15L48 17H50V18H48V17H45L44 16V18H42L41 19V17H39V19H40V21H38L39 19H37V23L38 24H40L39 22H45V25L44 24H42L41 23V25H40V27L38 28V29H41V30H39V32H37V33H39L38 35H40V34H42L41 36H39L40 38H45V39H43V40H41V41H43V42H48L47 41V38L49 37L50 38V36H48V34H46V32L47 33H51L52 31H51V29L52 28H55L56 27V25L58 24L59 25V23H57V24H55L54 22H59V20L60 19H62V21L64 20L63 18H60V13H61V11L63 10V8H64V6H63V4L66 6L67 5V0H65V2H62L63 0H59V1H56V0H28L27 1V5L26 4H24V3H22L20 0ZM30 1V2H29ZM56 1V2H55ZM72 0H68V4H70V5H67V7H65V9L64 10H68L69 9V7L71 6V4H76L77 2L79 3V5H78V3L76 4L77 6H79V8L81 7L82 8V12L81 13H79L78 12V8H76L77 9V12L81 15L82 13H84L83 11L85 10V12H86V7L85 8H83V6H87V8H90V7H92V8H90V11L91 12H93V13H95V5H97L98 3H95V5L92 3L93 1H95V0H88V3H87V1L86 0H75L76 2H74V0L71 2ZM91 1V2H90ZM98 1V0H97ZM107 1V0H106ZM108 1H110V0H108ZM113 2H111V3H113V4H111V3H109V2H107V5L106 4H103V3H105L103 0L101 1V0H99V5L101 6V7H103L102 5H104V9H106L105 8V6H108V4H109V7H111V8H109L108 7V9H110L111 11L114 9V8H112V7H114L115 6V1L114 0H112ZM124 1V0H123ZM132 1H133V3H134V5H132L131 3H132ZM136 1V0H135ZM135 1L134 0H129L128 2H131V3H129L130 5H132L133 7H137V1H136V4H135ZM156 1V0H155ZM90 2V3H89ZM126 0H125V2H124V4H126ZM128 2H127V4L126 5H128ZM18 3H20L19 5H18ZM88 5H90V6H88ZM100 3H102V5L100 4ZM115 3V4H114ZM122 3V2H121ZM149 2H147V4H148ZM51 4H54V6H55V4H61L62 6L61 7H63L62 8V10L61 11H59L58 12V10L59 9H61L60 8V5H59V7H58V5H57V7L55 8V10H53L52 8H49L48 6H53V5H51ZM83 4H85V5H83ZM146 4V6H148V8H149V5H147ZM82 5V6H81ZM110 5H112V6H110ZM114 5V6H113ZM125 5V6H126ZM129 5V6H130ZM136 5V6H135ZM151 5V4H150ZM155 5V4H154ZM93 6H94V8H93ZM117 6H119V5H117ZM121 6H123L122 4H121ZM124 6V7H125ZM158 6V5H157ZM98 7V6H97ZM116 7V6H115ZM127 7V6H126ZM155 7V6H154ZM48 8V9H47ZM80 8V9H81ZM121 7H119V9H120ZM147 8V9H148ZM164 8V7H163ZM253 8V7H252ZM252 8H250L251 10H249V13H250V15H252V17L254 18V13H251V11H252ZM76 9L74 8V10H73V8L71 9V10H73L72 12H74V11H76ZM79 9V10H80ZM98 10H99V8H97ZM101 9L102 8H100V12H101ZM102 10V14L104 15L105 13H104V11L106 12V10ZM116 9H118V8H116ZM116 9H114V10H116ZM121 9H123L124 10V8L122 7ZM159 9V6L157 7V9H156V11ZM249 9V8H248ZM64 10L62 11L63 13H64ZM70 10V11H71ZM93 10H95V11H93ZM97 10V11H98ZM135 11H136V9H134ZM148 10H150V9H148ZM147 10V11H148ZM152 10V9H151ZM155 10V9H154ZM161 10V9H160ZM42 11V12H41ZM89 10H87V12H88ZM134 11V14H136V12ZM146 11V12H147ZM57 13V16H56V13ZM86 12V13H87ZM91 12H88V14L90 15V18H91V20L92 19H94V18H97V16H95L93 13H91ZM117 12H118V10H117ZM145 12V13H146ZM152 14H154L155 13V11H150ZM158 12V11H157ZM160 12V11H159ZM162 12V11H161ZM160 12V13H161ZM52 13H54L55 14V17L57 18V17H59L60 19L59 20H55V19H53V16H54V14H52ZM86 13H84V15H81V16H84L85 17V15H88V14H86ZM107 13V12H106ZM109 14H110V12H108ZM112 13V12H111ZM114 13H115V15H116V12L115 11H113V17H114ZM38 14V15H37ZM62 14V13H61ZM66 14H70V13H67L66 12ZM72 14V13H71ZM70 14V15H71ZM97 14H100L99 13V11L97 12ZM119 15H121L120 13H118ZM124 14V13H123ZM53 15V16H52ZM70 15H66V17H69ZM88 15V16H89ZM95 16V17H91V16ZM103 15H101V16H103ZM108 15V14H107ZM106 14L104 15V16H107ZM112 15V14H111ZM145 16L144 17H148L147 15H148V12L146 13V14H144ZM155 15V14H154ZM153 15V16H154ZM248 14H246V16H247ZM74 16V15H73ZM87 16V17H88ZM151 16V14H149V17ZM153 16H151V17H153ZM54 17V18H55ZM61 17H62V15H61ZM75 17H76V15H75ZM87 17L85 18V19H87ZM99 17H100V15H99ZM117 17V16H116ZM116 17H114L115 19H116ZM133 17H136V15H134ZM150 17V19H151V21L155 18H157V16L155 17H153V18H151ZM251 17V16H250ZM250 17H248V18H250ZM31 18L33 19V20H31ZM46 18L48 19V20H46ZM64 18H65V15H64ZM106 18V17H105ZM124 19V17L123 16H121V18H120V16H119V19H118V21H119V23H120V19ZM247 18V19H248ZM53 19V20H52ZM100 19V18H99ZM99 19H96V20H92V21H94V24L92 25V26H95V24L97 23L96 21L98 20V23H97V27H99V28H101L102 26H103V24H102V26H101V23H103V21L101 20L102 19V17H101V19H100V21H99ZM104 19V18H103ZM107 19V22L106 23H108L110 20H108V19H111V17L109 18V16L106 18ZM114 19V20H115ZM122 19V20H123ZM136 19V18H135ZM154 19V20H155ZM251 19V18H250ZM260 19V18H259ZM49 20H52V21H50L49 22ZM91 20H86L85 22L83 21V20H79L78 21V24L80 25L81 23H79V22H84V25H85V23H86V25H87V23L89 22H91ZM114 20H111V21H113V23H116V22H114ZM117 20V19H116ZM125 20V19H124ZM154 20L152 21L153 23L152 24H156L159 20H158V18L156 19V21L154 22ZM35 21V20H34ZM102 21V22H101ZM106 21V20H105ZM250 21V20H249ZM75 23H76V20L74 21ZM83 22H82V26L81 27H78L75 23V26H77V29L78 28H80L79 30H77L78 31V34H77V36L76 37H78V36H80V33H83L84 31H86V32H89V31H92L91 29L89 30V27L90 26H88V28L86 27V25L85 26H83ZM136 22V21H135ZM244 22V21H243ZM248 22V21H247ZM246 22V23H247ZM251 22H254L253 21V19L251 20ZM48 23H50V28L47 26V24ZM61 21H60V25H61ZM118 23V24H119ZM122 21H121V24H120V26L122 25ZM245 23V22H244ZM249 23V22H248ZM55 24V25H54ZM98 24H100V26L98 25ZM108 24H110V23H108ZM144 24H147V21L144 23ZM151 24V25H152ZM154 24V25H155ZM253 24V23H252ZM252 24H248V25H246V28H247V26L250 28V27H252L251 28V30H250V32L251 31H253V36L255 37V38H258V35L257 34H260V39H261V37H263L264 38V36H262L261 35V33L263 32V35H264V30H261V32L260 33H255L254 32V29L253 28H255V27H253L252 26ZM51 25H53V27L51 26ZM114 25V24H113ZM117 25V24H116ZM115 25V26H116ZM149 25V24H148ZM151 25H149V27L151 26ZM153 25V26H154ZM241 25V24H240ZM245 25V24H244ZM42 26V27H41ZM44 26H47V28H49L50 30H48L47 28H44ZM55 26V27H54ZM74 26V29L76 28ZM105 26V25H104ZM145 26V25H144ZM239 26V25H238ZM255 26V25H254ZM87 28L89 31H87V29L85 30H83V28ZM107 27H109V26H107ZM111 27V26H110ZM119 27V26H118ZM148 26L146 25V28H147ZM45 29V31H44V29ZM56 28H58V27H56ZM81 28H82V30H81ZM91 28H93V27H91ZM96 28V27H95ZM114 28V27H113ZM121 28H125L124 26H122ZM239 28H240V26H239ZM25 29V30H24ZM29 29V30H28ZM34 30H32L31 31V34H33L34 33V31H35V29L37 30V28H33ZM42 29H43V32H42ZM46 29H47V31H46ZM67 29V28H66ZM102 29V31L101 32H103V30L105 29V27H104V29L103 28H101ZM111 30H112V28H110ZM116 29V28H115ZM118 29V28H117ZM148 29V28H147ZM54 30H56V29H54ZM72 30V29H71ZM95 30V29H94ZM94 30L92 31L93 32V34H95V32H94ZM107 30H109V29H107ZM111 30L110 31H107L108 33L109 32H111ZM247 30H248V28H247ZM249 30L247 31V32H249ZM256 30V29H255ZM49 31V32H48ZM51 31V32H50ZM67 31H69V29L67 30ZM73 31H75V30H73ZM72 31V32H73ZM79 31H80V33H79ZM95 31H97V30H95ZM105 31L106 30H104V34H108V33H105ZM228 31V30H227ZM242 31V30H241ZM22 32V33H23ZM35 32V33H36ZM42 32V33H41ZM55 32V31H54ZM53 32V33H54ZM70 32V31H69ZM68 32V34H70ZM71 32V33H72ZM85 32V33H86ZM100 32V31H99ZM124 32V31H123ZM243 33H245V36H246V33L247 32H245V30H243L242 31ZM250 32L248 33V35L250 34ZM74 33V32H73ZM98 33V32H97ZM96 33V35L97 36H100V35H98ZM115 32H113V34H114ZM116 33H118V32H116ZM241 33V32H240ZM27 34L28 33H26V37H25V33L24 34H21L22 36H18V38H19V40H21V42L20 41H18V43H17V41H15V40H18V38H16L12 43H16L15 44V46H14V44H12V43H10V44H12L13 46H7L8 48H10L11 49V51H10V49H8V52H7V50L6 49H3V50H5V52H7V54H4V56H7V58H9V62L10 63H12V68H11V66H10V68H8V61H6V66L4 67V68H6L7 67V69H6V71H5V69H4V72H3V75H2V73H1V77H2V80H0V87L2 86H4L3 88L1 87L0 88V93L2 94V92L1 91H3V94L4 93H7V91H8V88H9V91H11V89H16V90H18L19 91V88L17 89V88H14L16 85L18 86L19 85V83L21 84V82H19V81H24V82H22V84L24 85H26L27 87H28V85L26 84V83H28V81L27 82H25V79L26 78H28V80L30 81V82H33V80L34 79H37V78H35L34 77V79L32 80V78H33V76H31V74H32V72H33V75L35 76L36 74H42V73H44V72H46V74L48 73L47 71H46V67L45 68H41L40 69V67H42V66H37V65H41V63H43L44 62V60L46 59V57H48L49 56V52H51V53H53L52 55H50V57H48V59L49 58H51V59H53L52 61H56L55 60V58H56V56L54 55V54H57L58 53V50L57 49H55L56 47L57 48H60V47H58V46H54L55 44H56V40L55 39H53L55 42H53V41H49V43H43L42 42V44L44 45V50H46V51H44V52H46V54L43 52L42 53V51H38L37 49H36V47L38 46V45H36L37 43H33V45L35 46V48L33 49L35 52H32V50L30 51V52H32V54H30V55H27L28 53H30V52H28L30 49H29V47H31V42L30 41H33V39H30L29 40V42L27 41L29 38H33V37H30L29 35H28V38H27ZM30 34V35H31ZM46 36H48V37H46ZM67 34V33H66ZM88 33H86L85 35H84V37H88V38H84V39H87L86 40V42H87V44H90V43H92L93 45H95L96 43H97V41H98V39H97V36L95 35V39H97L96 40V42H92V40L90 39L89 40V36L87 35ZM102 35H103V33H101ZM73 35V34H72ZM71 35V37H73ZM244 36L246 39H247V37H249V36ZM257 35V36H256ZM16 36H17V34H16ZM24 36V37H23ZM91 36V35H90ZM105 36H107V35H105ZM104 36V37H105ZM238 36H240V34L238 35ZM21 37V38H20ZM70 38V36L68 35V36H66V38H67V40ZM101 37L102 36H100V39H101ZM233 37H234V35H233ZM236 37V36H235ZM24 38L26 39L25 41V43H26V46L28 45V50H27V53H25V47L26 46H23V44H21V48H20V43H22V41H24ZM49 38H48V40H49ZM53 38V37H52ZM52 38H50V39H52ZM59 38V41L57 40V45L58 44H61V45H59V46H61V50H62V52L64 51V52H66V50H63V49H65V48H67V46H70V47H72L73 48V46H76V45H78V48H79V46H80V52H79V50H77L78 51V53H80V54H78V60L80 59V55L82 56V54H83V56H82V58H84V53H86V52H83L82 51V48H84L85 46V48L86 49H91L92 47H94L92 44L91 45H87L86 44V42H85V40L83 39V37H80L79 39V41L81 42H79L78 41V38H75V37H73V40L74 41H76V45H71V44H74L75 42H73V40H72V38H70L68 41H69V43L70 42H72L70 45H67V44H69L68 42L66 43L65 41H63V39H65V37L63 38V39H61L62 37H59V36H57V39ZM106 38V37H105ZM250 38V37H249ZM248 38V39H249ZM255 38H252V40H255ZM23 39V40H22ZM61 39V40H60ZM81 39H83L82 41H81ZM104 39V38H103ZM247 39V40H248ZM259 39V38H258ZM45 40V41H44ZM71 40V41H70ZM1 41V40H0ZM36 41V40H35ZM93 41H95L94 39H93ZM37 42V41H36ZM60 42V43H59ZM84 44H83V43ZM255 42H258L257 40H255ZM261 42H264L263 41V39H261ZM3 43H4V40H3ZM6 43V42H5ZM4 43V44H5ZM8 43V42H7ZM5 44V46L6 45H8V44ZM53 43V44H52ZM63 43H65L64 45V48H63ZM78 43V44H77ZM80 43V44H79ZM242 43H243V41H242ZM41 44V45H42ZM46 44H50V46H52L53 45V50H50V48H49V50L50 51H48V48H46L45 47V45ZM101 44H102V42H101ZM101 44H99L100 46H102ZM1 45V44H0ZM81 45H85L84 47H82ZM98 45V43L95 45V46H98L99 48V51H100V55H99V53H96V52H99L98 51V49H96V47H94V51L92 52L91 50H89V51H91L90 53H88L89 51H87V53H88V55L89 54H93V56L96 58V56H98V57H100L101 55H102V51L100 50L101 49V47ZM260 44H258V46H259ZM22 46H23V48H24V52H23V48H22ZM47 46V45H46ZM90 46L91 48H88V47ZM6 47V48H7ZM12 47V48H11ZM16 47V48H15ZM82 47V48H81ZM247 48H248V50H246V51H248L249 52V45L248 46H246ZM264 47V46H263ZM63 48V49H62ZM76 48H77V46H76ZM75 48V49H76ZM102 48H103V46H102ZM13 49V50H12ZM15 49V50H14ZM109 49H110V47H109ZM255 49H257V48H255ZM2 50V52L3 53H5L4 51ZM20 50H22V51H20ZM56 50H57V52H56ZM60 50V51H61ZM70 50H72V49H70ZM84 50V49H83ZM263 50H264V48H263ZM17 51H19V52H17ZM53 51V52H52ZM59 51V52H60ZM76 51V52H77ZM81 51H82V53H81ZM106 51V50H105ZM109 50H107V52H108ZM111 51V50H110ZM1 52V51H0ZM10 52V53H9ZM13 52V53H12ZM54 52H56V53H54ZM106 52V53H107ZM112 52V51H111ZM248 52H246V55L248 54ZM3 53H1V54H3ZM20 53V54H19ZM23 54V56H26L25 58V60H24V57H22L21 55ZM24 53L26 54V55H24ZM34 53H35V55H34ZM50 53V54H51ZM86 53V54H87ZM94 53H95V55H94ZM9 54H13L14 56L13 57H15L17 60V62H19V64L17 63V62H15V61H12V60H15L13 57H11V55L10 56H8ZM20 55V57H17L18 55ZM98 54V55H97ZM109 54V53H108ZM249 54H251V53H249ZM256 54V53H255ZM17 55V56H16ZM34 55V56H33ZM43 56V57H40V56ZM46 57H45V56ZM114 55H115V53H114ZM253 55V54H252ZM37 56V57H36ZM248 56V55H247ZM246 56V57H247ZM11 57V58H10ZM31 57V58H30ZM35 57H36V59H35ZM88 57V56H87ZM97 57V58H98ZM115 57V56H114ZM244 58H245V56H243ZM254 57H256V55L254 56ZM254 57H252L251 56V58H245L247 61L245 62V63H247V62H249L251 59L253 60L254 59ZM13 58V59H12ZM20 60H19V59ZM30 60H29V59ZM43 58V59H42ZM45 58V59H44ZM106 58H108V57H106ZM6 59V58H5ZM28 59V60H27ZM37 61V63H38V61H42L43 60V62H39L37 65H36V61ZM39 59H41V60H39ZM50 59V60H51ZM94 59V58H93ZM100 59V58H99ZM233 59V58H232ZM256 59H257V57H256ZM22 60V61H21ZM24 60V61H23ZM32 60H34L33 61V63H32ZM49 60V62H51ZM2 61V60H1ZM25 61H26V63H27V67L29 68V66L31 65V64H33L32 65V67H35V66H37L38 67V69H39V71H37L36 72V74H35V72H34V70L36 71V70H38L37 69V67H35L36 69H31V67L29 68V69H31V70H33L32 72H31V70H29L28 71V68H26L25 69V67H26V63H25ZM84 61V59L82 60V62ZM95 61H96V59H95ZM106 61V60H105ZM254 61H255V59H254ZM253 61V62H254ZM257 61V60H256ZM15 64H14V63ZM24 62V63H23ZM31 62V64L29 65V63ZM49 62H47V59L45 60V62L44 63H47V64H43L44 66H46V65H49L48 63ZM76 62V61H75ZM90 62H92V61H90ZM231 62V61H230ZM251 63H253L252 61H250ZM21 63V64H20ZM84 63L86 64V62L84 61L83 62V65H84ZM93 63H96V62H93ZM106 63H107V61H106ZM2 64V63H1ZM14 64V65H13ZM16 64H18V65H16ZM22 64H24L23 66L24 67H22ZM80 64H81V61H80ZM231 64V63H230ZM232 64H235V63H233L232 62ZM231 64V65H232ZM3 65V64H2ZM21 65V66H20ZM35 65V66H34ZM224 65V64H223ZM231 65L229 66L230 68H231ZM237 65V64H236ZM236 65H233L232 67L234 68ZM14 66H16V67H14ZM50 67L52 66V63L49 65ZM239 66H240V64H239ZM244 66H246L245 64H244ZM18 67V72L16 71L17 68ZM20 67H22V68H24V69H22V68H20ZM53 67V66H52ZM91 67V66H90ZM255 67V66H254ZM253 67V68H254ZM2 69H3V67H1ZM49 68V67H48ZM47 68V69H48ZM75 68H76V66H75ZM92 68V67H91ZM236 68H237V66H236ZM247 67H245V69H246ZM16 69V70H15ZM22 69V70H21ZM54 69V68H53ZM78 69V68H77ZM240 69V68H239ZM249 68H247V70L246 71H250V69L248 70ZM263 69V68H262ZM7 70H9L8 72H7ZM14 71V74H15V72H17L15 75L13 74V71ZM20 70L21 71H23L22 73H23V75H22V73L20 72ZM26 70H27V72H26ZM41 70L43 71V70H45L44 72H42L41 73ZM51 70H52V68H51ZM92 70H94V69H92ZM232 70V69H231ZM242 71H240V70H238L239 72H241V73H243V74H241L240 76H244V78H246V79H242V77L241 78H234V79H231V81H230V83L232 84V85H230V83H229V80L230 79H228V82L226 81L224 84H222V82L220 83V82H217V81H213V80H216V79H212V82H216L217 84H215V85H217V86H215L213 83V86H211L213 89L215 88V87H219L218 89H220L221 87V89H223L224 87L223 86H228V85H230V86H228V87H230V88H228L227 87V89L226 88H224V90L225 91H228L229 93H227V92H224V90L222 91V93L223 94H226V95H221V94H217V93H215V98H217L216 97V94L217 95H219V97H220V95L221 96H224L223 98H225L226 96H227V98H228V95H234L235 97H236V95H237V97H236V100H238L239 99V97L243 100V101H246V102H248V100L250 101V100H254V102H251L250 103V108L249 109H252L251 107H253V109L252 110H249L248 108H247V105H248V103H247V105H246V107H244V106H241L242 108L244 107V109L246 108V111L245 112H247V109L249 110L248 112L249 113H251V115L250 116H247V118L249 119L250 118V120H251V118L254 116L253 115V113L255 112V111H260V114L258 113V115L259 116H256L257 115V113H254L255 114V117L257 118V120H256V123H255V117H253V119L252 120H254V122H251L250 120H248L247 121V119L245 120V119H243V118H245L246 116V114L245 115H242V116H240L239 114H241V110H242V108H238L239 110L238 111H240V112H238V116H240V117H243L241 120H239L238 118V116H237V114H236V116H233V114L232 113H237V109H236V112H234V111H232L235 107H233V109H230L229 108V112H228V110H227V106H226V104L227 103H229V102H227V100H225L227 103H225V107H227L226 109H225V107H221V110H223V112L221 111V110H219V111H221V114L223 115L224 113H227V114H231V116H233V117H238L237 119H238V121L236 120V118H235V120L237 121V122H241V121H245V123H243V127H242V129L241 128H239V129H241L242 131H247L246 133L244 132V133H241L242 131H239L238 130V128H237V130H238V132H240V134H242V135H236V134H239L237 131H234V132H232L233 134H231V131H233V130H230V131H228L227 133L222 129V131H223V133H221L222 131H221V126L219 127L218 125L216 126V128L218 127L219 129H220V131H216V129L214 130V131H212V129L209 127H207L208 125H206V127L208 128H206L203 124H202V122H203V120H199V121H202L200 124H202L203 126V128L205 127V131L206 130H210L211 129V131L213 132H210L209 131V134H211V135H209V134H207L208 133V131L206 132V135L205 134H203V133H205V132H203L202 133V135H201V133H199V132H202L203 130H202V128H200L201 126H200V124H199V122H197L198 123V125H197V130L199 131H197L196 129H195V123H196V121L193 119V121H194V123L193 122H191V120H187V122L186 123H189L190 122V124H194V125H190V127L188 126V125H185V126H183L184 125V122L186 121V119H185V117H187V114L189 115L187 118H189L190 117V119L191 118H195L196 117V119H197V114L195 113V112H193V114H196V115H190V112L187 110L186 111V113L187 114H185V113H183V117L181 116V115H179L178 113L176 114L177 116H179L178 118L180 119V116L184 119V122L183 123H181L180 125H178L179 123H177V122H174L175 120L176 121H178V122H181V120H178V118L176 119V118H174L175 120L173 121V120H171L170 121V125L172 124V123H175V124H177V125H175L176 126V128L175 127H173V128H170V126H169V128H165L164 130H162V131H165V134L166 135H164L165 136V138H164V140H166L167 142L168 141H171V142H169L168 144H167V142L165 141V144H166V146L164 145V140H162V141H158V140H152V142L147 146V148L144 146V148H146V149H149L148 151H146V152H144L143 153V155L141 156L142 158H141V160L142 161H138L139 163H141V164H137L138 162H135L137 165H141V166H143V165H145V167H147V165H149L148 167L150 168V166L153 164V168L151 169L152 171H153V173H152V171L150 170L149 172L151 173V174H153L152 175V177L150 176V174L148 175V174H144V173H149L148 172V170H147V172H145V170L147 169H145V170H143V168H144V166H143V168L142 169H140L137 165H135V168H133V170H131L127 175H128V177H127V175L125 176V180L124 179H122L121 180V182H120V184H117V185H113L110 189H109V191H108V193H110V194H116L117 196L116 197H118V192H120L121 190H123V191H125V193L126 192H128V191H130L129 189H131V192H133V193H130L129 194V192H128V194L127 195H129V196H127L126 197V194H124L122 191V193L120 192V194H119V197H120V195H121V197H122V195H123V199L121 198L120 200L122 201V203H126L127 201H128V198L131 196V195H133V197H136L137 195H139V196H141V198H140V200L141 199H148V198H150L149 200H151V198H152V200L151 201H145L144 199V202H147L148 204H149V202L151 203V204H154L153 202V199H155L156 197H152V195H155L154 193H152L150 190V188H152V191H154L155 192V188H159V186H156L155 188L154 187H150V185H153V182L154 181H156L155 183H157V181L158 180H154L153 182H152V178H155L154 176H155V174H157V176L156 177H158L159 178V176H158V174H159V171H161V169L163 170V166L165 167V169H169V168H174V171L172 170V169H170L171 170V172H169L168 174H163L164 173V171L160 174V178L161 177H165V175H168V176H170L169 178L167 177L166 179H168V180H166L165 178H161L162 180H160L159 179V182H162L163 180H166L165 182L163 181V184H165V185H168V189H166V186L165 185H163L162 184V187L163 188H165L166 190H168L169 192L167 193V191H166V194H165V197H163L164 198V202H165V204H164V206L166 205V202H169V199H171V200H173V202L176 200H174L173 199V197L175 198V196H177V197H179V196H181L182 195V193H180V191H178L181 195H179V194H176V191L177 190H174V192H170V191H172L171 189L169 190V187H172V189H182V191H184V194H185V201H187V203H190V206L188 207V209H187V203H184V202H182L184 205H181V202H180V208L178 207L179 205H178V203L177 202H174V203H177V204H174L175 206L176 205H178L177 207H175V210H177L176 208H179L178 210H181V212L183 213V211H185L184 212V214H185V216L187 217V219H186V217L184 218V214H180L181 215V217L179 216V218L180 219H182V221L184 220V219H186L185 221V223H187V225H188V222H189V225L188 226H186V228H185V230L187 229V231H186V233L185 234H188V235H186V238L185 239H182V240H180V241H182L181 242V244L182 245H180V242H177V246H176V248H175V251H174V253L176 254V256H178V257H176V258H178L177 260L173 257L174 256V254H170L171 255V257H173L172 258V260H173V262H171L170 261V259H169V261H168V264H169V262H170V264H178L177 263V261L179 260V264H180V259H182V261H184V263L185 264H197V263H195V261L196 260H198V264L200 263V264H208V261H210V260H212V262H209V264L210 263H212V264H230L229 263V261H230V259H231V264H233L232 263V261H233V258H235V260H236V263H237V261H239L238 260V257L239 258H242V260L240 259V263H238V264H261L263 261H264V121H262V120H264V114H262V111L264 112V105H263V103H264V72H262L260 69L258 70V69H256L257 71H254L253 73H254V76L256 75V73L255 72H260V73H258V75H256V77L257 76H259V77H257L258 79L256 80V77H254L250 72H249V74H251L252 76H253V78L250 76V78H249V76H248V79H247V75L245 76V72L246 71H244L243 69H241ZM1 71H3V70H1ZM12 71V72H11ZM80 71V70H79ZM237 70H235V72L234 73H236V75H234V77H236V76H239V72L237 71ZM244 71V72H243ZM263 71H264V69H263ZM11 72V73H10ZM21 74H20V73ZM40 72V73H39ZM51 71L49 70V74H53V72H51ZM83 72V71H82ZM262 72V73H261ZM8 73V74H7ZM25 73V74H24ZM54 73H56V72H54ZM227 73V72H226ZM238 73V74H237ZM247 73V72H246ZM5 74H7V76H8V78H6V75ZM46 74H43V76L44 75H46ZM48 74V76H50ZM56 74H58L59 75V72L58 73H56ZM62 74H63V72H62ZM83 74V73H82ZM248 74V73H247ZM260 74V75H259ZM13 75V76H15L16 77V79L17 78H19L18 80V84H17V80H15V79H12V82H10L11 81V79H9V77H11V76ZM20 75V76H19ZM26 75H27V77H26ZM28 75H29V77H32V78H29L28 77ZM216 75V74H215ZM5 77V79H4V77ZM17 76H19V77H17ZM37 77H38V80H40L41 78H43V77H39V75H36ZM42 76V75H41ZM54 76H55V74H54ZM217 76V75H216ZM14 77V78H15ZM25 77V78H24ZM45 77V76H44ZM46 77H47V75H46ZM45 77V78H46ZM51 77L53 78V76L51 75ZM57 77H59V76H57ZM60 77H61V75H60ZM63 77V76H62ZM70 77V76H69ZM77 77V76H76ZM90 77V76H89ZM233 77V76H232ZM20 78H24V80H20ZM40 78V79H39ZM48 78H50V77H48ZM65 78H66V76H65ZM77 78H79V77H77ZM76 78V79H77ZM213 78V77H212ZM54 79H56L55 77H54ZM58 79V78H57ZM63 80H64V78H62ZM68 79V78H67ZM66 79V80H67ZM76 79H73V81L75 82V84H76ZM81 79V78H80ZM242 79V80H241ZM251 79H255V81H252ZM8 80H10V81H7ZM48 81V84H50L49 86H51L52 87V85H51V82H49V80L46 78L45 79V81ZM87 80V79H86ZM218 80V79H217ZM220 80V79H219ZM235 80H236V82H239L240 81V83H236L235 82ZM239 80V81H238ZM246 80V81H245ZM1 81L3 82V83H1ZM6 81V82H5ZM15 83H14V82ZM51 81V80H50ZM52 81H53V79H52ZM57 81V80H56ZM56 81H53L52 82V84L54 83V85H56ZM69 81H72V80H69ZM73 81H72V83H73ZM78 81H79V79H78ZM251 81V82H250ZM36 82H38L37 80H36ZM62 82V81H61ZM64 82H65V80H64ZM63 82V83H64ZM87 82V81H86ZM211 82V81H210ZM234 82H235V84H234ZM246 82V83H245ZM248 82H250V83H248ZM254 82H256V83H261V85L260 84H257V87H256V83H254ZM8 83V84H7ZM12 83H14V84H12ZM41 83H43V82H41ZM58 83V82H57ZM60 83V82H59ZM58 83V84H59ZM69 83V82H68ZM71 83V84H72ZM89 83V86L91 85L90 84V82H88ZM5 84V85H4ZM10 84V85H9ZM16 84V85H15ZM29 84V83H28ZM31 84V83H30ZM36 84V83H35ZM38 84V85H37ZM36 85V87H39V84H40V81H39V83H37ZM62 84V83H61ZM78 84V83H77ZM76 84V85H77ZM221 84V86H219ZM233 84H234V86H233ZM245 84H247V85H245ZM250 84H252V86H254L255 88H251V86H250ZM13 87H12V86ZM25 85H24V87H25ZM43 86H44V84H42ZM62 85H64V84H62ZM66 85V84H65ZM75 85V86H76ZM94 84H92L91 86H93ZM223 85V86H222ZM249 85V86H248ZM258 85H260V86H258ZM31 86H32V84H31ZM41 86V85H40ZM58 86V85H57ZM73 86H74V84H73ZM72 86V87H73ZM78 86V85H77ZM8 87V88H7ZM23 87V86H22ZM36 87H34V88H36ZM54 87V86H53ZM52 87V89H54ZM65 87V86H64ZM209 87V86H208ZM207 87V88H208ZM237 87V91H234V89L233 88H236ZM40 88V87H39ZM77 88H79V87H77ZM210 88V87H209ZM217 88H216V90H217ZM232 88V89H231ZM58 88H56L55 89V92H59L61 89L59 88L58 89V91H56ZM73 89V88H72ZM80 89H82V88H80ZM84 89V88H83ZM228 89H231L232 91H233V94H231L232 93V91H230V90H228ZM255 89H258V91L257 90H255ZM15 90V91H16ZM22 90V89H21ZM24 90H26V89H23V91ZM35 90H37V89H35ZM47 90H48V88H47ZM64 90H65V88H64ZM215 89L214 90H211V89H209V91H208V95H209V92L211 91V93L212 92H215L216 91ZM5 91V92H4ZM17 91V92H18ZM27 91H28V89H27ZM50 92H52L51 91V88H50V90H49ZM63 91V90H62ZM61 91V92H62ZM67 91H69L67 88H66V92ZM82 91V90H81ZM206 91L207 90H205V92L204 93H206ZM253 91H255V92H253ZM260 91V92H259ZM12 92H14V91H12ZM25 92V91H24ZM61 92H59L57 95H60V96H62V97H66V96H64V92L63 93H61ZM234 92H235V94H234ZM26 93V92H25ZM53 93V92H52ZM51 93V94H52ZM81 93V92H80ZM79 93V94H80ZM210 93V94H211ZM10 95H11V93H9ZM8 94V95H9ZM14 94H15V92H14ZM65 94H68V93H65ZM238 94H240V95H238ZM256 94H257V96H256ZM6 95V94H5ZM13 95V94H12ZM53 95V94H52ZM56 95V94H55ZM205 95V94H204ZM2 96V95H1ZM78 96H81V95H78ZM83 96V95H82ZM81 96V97H82ZM233 96V97H234ZM99 97V96H98ZM205 97H207L208 98V96H205ZM205 97H203L202 96V99H204ZM212 97H214V93H213V95H211L210 96V99L212 98ZM232 97V96H231ZM230 97V98H231ZM229 98L230 100H233V101H230V103L232 102L233 104H234V102H235V97L234 98ZM259 97L260 99H258V102L260 101V103H258L259 105L258 106H263L262 107V109L260 108V110H254L256 107H258V106H256V107H254V105L257 103V98ZM214 98V100H218L219 101V99H221L220 101L221 102H225L224 101V99H222L221 97L219 98V99H215ZM255 98V99H254ZM80 99H82V98H80ZM201 99V100H202ZM210 99H208L209 101H210ZM213 99V98H212ZM247 99V100H246ZM103 100H106V98H104ZM206 100V99H205ZM223 100V101H222ZM82 101H84V99L82 100ZM81 101V103H83ZM217 101V102H218ZM243 101L241 102H239L238 101V103L237 102H235V103H237V104H241V105H243L242 103H243ZM204 103L203 104H205V102L206 103H208V101H203ZM211 102V101H210ZM210 102H209V104H210ZM221 102H219V103H214V102H212L215 106L216 105H218V104H220ZM245 102V103H246ZM256 102V103H255ZM86 103V102H85ZM232 103L231 104H229V105H232ZM255 103V104H254ZM261 103H262V105H261ZM47 104H49V102L47 103ZM84 104V103H83ZM213 104H211V106H213ZM237 104H234V106L235 105H237ZM239 104V105H240ZM254 104V105H253ZM50 105V104H49ZM94 105H95V103H94ZM97 105V104H96ZM207 105V104H206ZM222 105V104H221ZM224 105V104H223ZM228 105V104H227ZM209 106V105H208ZM208 106H207V109H208ZM210 106V107H211ZM233 106V105H232ZM238 106V105H237ZM33 107V106H32ZM94 107V106H93ZM170 107V106H169ZM214 107V106H213ZM48 108V107H47ZM89 108V106L87 107V109ZM95 109H96V107H94ZM98 108V107H97ZM172 108H174V107H172ZM219 108V107H218ZM46 109V108H45ZM50 109H51V105H50ZM168 109H170V110H167V112H169L171 115H172V117L174 116V117H177L173 112L175 111V110H173V111H171L172 109L171 108H168ZM214 109V108H213ZM216 110H217V108H215ZM46 110H49V108L48 109H46ZM52 110H53V108H52ZM52 110H50L51 112H52ZM89 110H91L90 108H89ZM94 110V109H93ZM211 110V109H210ZM224 110H226V112H224ZM230 110H231V112H230ZM254 110V111H253ZM30 111H32V109L30 110ZM42 111V110H41ZM45 111V110H44ZM212 111V112H211ZM210 111V114L211 113H213L214 114V112H213V110H211ZM243 111V110H242ZM252 111V112H251ZM29 112V111H28ZM33 112H34V110H33ZM37 112V111H36ZM48 111H46L45 113H47ZM94 112H95V110H94ZM92 113V112H90V114L91 115H93V114H95V113ZM97 112V111H96ZM178 112V111H177ZM244 112V111H243ZM42 114H43V112H41ZM40 113V114H41ZM168 113V114H169ZM216 113V112H215ZM249 113H247V115L249 114ZM37 114V113H36ZM41 114V115H42ZM168 114H166V115H168ZM218 114H220V112L219 113H217L216 115H214V117L215 116H217ZM227 114H224L222 117L225 119V120H222V117L221 116H218V118H216V119H219L220 117H221V120L222 121H220V122H223V121H226V119H227ZM38 115V114H37ZM77 115V114H76ZM80 115V114H79ZM184 115H186L185 117H184ZM227 115V116H226ZM235 115V114H234ZM262 115V116H261ZM22 116V115H21ZM40 116V115H39ZM78 116V115H77ZM107 116V115H106ZM163 116V115H162ZM193 116V117H192ZM226 116V117H225ZM32 117V119H33V115L31 116ZM82 117V116H81ZM167 117H169V116H167ZM200 118L199 119H201V116H199ZM232 117V118H233ZM258 117L259 118H261L260 119V121L262 122V124L261 123H258V122H260L259 120H258ZM42 118V117H41ZM79 118H80V116H79ZM84 118V117H83ZM164 118V117H163ZM170 118H171V116H170ZM181 118V119H182ZM62 119V118H61ZM71 119V118H70ZM76 119H78L77 117H76ZM160 119V118H159ZM166 119V118H165ZM173 119V118H172ZM24 120V119H23ZM72 120V119H71ZM84 120H85V118H84ZM168 120V119H167ZM234 120V121H235ZM33 121V120H32ZM44 121V120H43ZM46 121V120H45ZM60 120H58V122H59ZM162 121H164V120H162ZM183 121V120H182ZM189 121V122H188ZM198 121V120H197ZM217 121V120H216ZM258 121V122H257ZM34 122V121H33ZM52 124H56V122H57V120H56V122H53V119H52ZM73 122V121H72ZM71 122V123H72ZM78 122V121H77ZM81 122V121H80ZM159 122H161V121H159ZM165 122H167L166 120H165ZM169 122V121H168ZM168 122H167V124H168ZM213 122V121H212ZM218 122V121H217ZM220 122H218V124L220 125V124H222V123H220ZM248 122V123H247ZM25 123V122H24ZM75 123V122H74ZM164 123V122H163ZM223 123H226V122H223ZM242 123V122H241ZM26 124V123H25ZM60 124V123H59ZM70 124V123H69ZM68 124V125H69ZM217 124V123H216ZM215 124V125H216ZM258 124H260V125H258ZM35 125V124H34ZM39 125V124H38ZM42 125H44L43 123H42ZM57 125H58V123H57ZM56 125V126H57ZM62 125V124H61ZM67 125V124H66ZM75 125H76V123H75ZM73 123H72V126H75ZM173 125V124H172ZM183 126V127H180V126ZM55 126V127H56ZM58 126H60V125H58ZM57 126V127H58ZM80 127H82L81 125H79ZM85 126V125H84ZM256 126V127H255ZM39 127V126H38ZM46 127V126H45ZM75 127H77V126H75ZM74 127V128H75ZM172 127V126H171ZM178 127H180V129L178 128ZM20 128V127H19ZM24 128V127H23ZM25 128H26V126H25ZM43 128V127H42ZM78 128V127H77ZM178 128V129H177ZM217 128V129H218ZM20 129H22V128H20ZM27 130H28V126H27V128H26ZM35 129H36V127H35ZM52 129H56V128H51V130ZM59 130L61 129V127H59L58 128ZM80 129V128H79ZM96 129L97 128H94V129H92L91 131H89V129L87 130V131H89L88 132V134L86 135V140H84L85 142H88V144H89V141H90V139L91 138H93L94 137V135H95V131H96ZM177 129V130H176ZM196 131H195V130ZM200 129V130H199ZM244 129V130H243ZM19 130V129H18ZM59 130H57V131H59ZM61 130H63V128L61 129ZM38 131V130H37ZM57 131H55V132H57ZM80 131V130H79ZM78 131V132H79ZM194 132V134L196 135V133H197V135H201V139H202V141L200 142V143H204L203 141V138H202V136L203 135H205V138L204 139H206L205 140V142H208L209 140L211 141V140H213V142L211 141H209L208 143H206L207 144V146L210 144L211 146H210V148H209V155H210V158H214V159H216V162L219 164H216V165H214L213 164V167L211 168L210 167V165H208L210 168L208 169L207 167H205L206 169H205V174L203 175L202 174V172L200 173L199 171V173L202 175L201 177L200 176H198L200 179V181L197 183V181L195 182L194 180H195V175L197 174H195V170L198 168V167H195V166H193L197 161H200V160H196V162L195 163H193V165H184L183 164V161H184V163L186 162V160H191L192 159V157L193 156H195V154L199 151V149H201V147H203V148H207L208 149V147H204V146H202V144H201V146H199L198 148L199 149H197L198 151L197 152H195V153H193L194 151L192 150V153H193V156L192 157H190V155L188 156V158L189 159H187L186 158V156L188 155V152H190L189 151V149H193V148H188V147H190L191 145L188 143V141L189 140H187L186 141V139H188L189 137L190 138H193V136L194 135H192L191 134V132ZM18 132V131H17ZM30 132V131H29ZM32 132V131H31ZM35 132V131H34ZM52 132V131H51ZM54 131H53V135L54 134H56ZM214 132H216L215 133V136L218 134L219 136H221L222 138H223V134H224V132H225V134L224 135H228V137H230L229 139H228V143H229V145H231V146H225V144H227L228 145V143L226 142L225 143V141H223V139H225V138H221V137H218V135L216 136V139H215V136L213 137L212 135H214ZM235 132H237L236 134H235ZM59 133H60V131H59ZM58 133V134H59ZM18 134V133H17ZM19 134H21V133H19ZM32 134H35V133H33L32 132ZM45 134V133H44ZM48 134V133H47ZM58 134H56V135H58ZM62 134H63V131H62ZM81 134V133H80ZM222 134V135H221ZM243 134H246V135H243ZM37 135V134H36ZM61 135V134H60ZM191 135H192V137H191ZM197 135L196 136H194V138L193 139H195L196 137H197ZM199 135V136H200ZM232 135H235L236 136V138L234 137V136H232ZM249 135H252V138L250 137L249 138ZM51 136V135H50ZM59 136V135H58ZM239 136H244L243 138L241 137V139H239V140H242V141H239L238 140V142H235L233 145H232V142H234V141H232L231 139H232V137H234L235 139H236V141H237V138L239 137ZM246 136L248 137L247 138V140H245V143H246V145H242V143H244V139H246ZM33 137V136H32ZM37 137V136H36ZM38 137H39V135H38ZM38 137H37V139H38ZM54 137H55V135H54ZM60 137V136H59ZM63 136L61 135V138H62ZM65 137V136H64ZM207 137H209L210 139L207 141ZM213 137V138H212ZM226 137V139H227V136H225ZM34 138V137H33ZM43 138H44V136H43ZM81 138V137H80ZM169 138V139H168ZM212 138V139H211ZM219 138L220 139H222V141L224 142V143H220L219 141L217 142V141H215V140H219ZM233 138V139H234ZM51 139V138H50ZM53 139V138H52ZM58 139H60V138H58ZM168 139V140H167ZM215 139V140H214ZM13 140V139H12ZM34 140H35V138H34ZM47 140H48V137H47ZM64 141H65V139H63ZM192 140V139H191ZM196 140V139H195ZM229 140L231 141V144H230V142H229ZM2 141L3 142H5V140H1V142H0V144L2 143ZM9 141V140H8ZM37 141V140H36ZM35 141V142H36ZM49 141V140H48ZM48 141H46V142H48ZM53 141V140H52ZM60 141V140H59ZM79 141V140H78ZM82 141V140H81ZM197 141H199V140H197ZM197 141H195V143L197 142ZM216 143H215V142ZM221 141V140H220ZM221 141V142H222ZM30 142V141H29ZM51 141H49V143H50ZM53 142H55V141H53ZM63 143V141H60V143ZM91 142H92V139H91ZM192 142H194V140L192 141ZM64 143H67L68 144V142L66 141V142H64ZM69 143H70V141H69ZM78 143V142H77ZM194 143V144H195ZM200 143H197V145L198 144H200ZM212 143H213V145H216V144H218L219 143V145L221 144V145H223L224 146V148L225 149H223V151H224V153H226V155L223 153H220V154H218V153H216L217 152V150H219V149H222L223 148V146H219L218 145V148H215L216 146H214L213 147V145H212ZM4 144V143H3ZM3 144H1V145H3ZM32 144V143H31ZM31 144H30V146H31ZM39 144V141H38V143H37V145ZM47 144V143H46ZM73 144V143H72ZM72 144H71V146H72ZM193 144V145H194ZM8 145V144H7ZM50 145H51V143H50ZM52 145H53V143H52ZM57 145V144H56ZM60 145H62V144H60ZM167 145H169V146H167ZM205 145V144H204ZM58 146V145H57ZM165 146V147H164ZM234 146V147H233ZM247 146V147H246ZM10 147V146H9ZM48 147V146H47ZM61 147H63V149H64V146H61ZM77 147V146H76ZM83 147V146H82ZM192 147V146H191ZM194 147V146H193ZM197 147V146H196ZM220 147H222V148H220ZM228 149H227V148ZM230 147H232L233 149H232V151L234 152V150H235V152L234 153H236V154H239L240 155V157H239V155H238V158H237V160L236 159H234V157H236V156H233L234 154L232 153V151H230L231 150V148ZM2 148V147H1ZM7 148V147H6ZM31 148H32V146H31ZM71 148V147H70ZM78 148V147H77ZM195 148V147H194ZM213 148H215V151H214V149ZM4 149L5 148H3V151H4ZM53 149V148H52ZM66 149V148H65ZM69 149V148H68ZM206 149V150H207ZM8 150H9V148H8ZM10 150H11V148H10ZM12 150H13V148H12ZM11 150V151H12ZM31 150V149H30ZM33 150V149H32ZM67 150V149H66ZM167 152V153H165V154H167V156H168V158L166 159V157L164 156V160H162V157H160L161 156V154H162V156L163 155H165L164 154V152L165 151ZM225 150L229 153V155H228V153L227 152H225ZM44 151H46V149L44 150ZM47 151H49L47 154H49V153H51V151L50 150H47ZM201 152L203 151V153H204V150H200ZM221 152H222V150H220ZM7 152V151H6ZM53 152V151H52ZM187 152V153H186ZM230 152H231V154H232V156L233 157H231L230 156ZM68 153V152H67ZM155 153H157V154H155ZM184 153H186L187 155L185 156V158L186 159H184V157H183V155H184ZM199 153V152H198ZM197 153V154H198ZM202 153V154H203ZM1 154V153H0ZM46 154V153H45ZM62 154V153H61ZM65 154H66V152H65ZM64 154V155H65ZM71 154V153H70ZM190 154V153H189ZM197 154H196V156H197ZM207 154H208V150H207ZM206 154V155H207ZM30 155V154H29ZM34 155V154H33ZM199 155V154H198ZM205 155V156H206ZM49 156V155H48ZM53 155L51 154V157H52ZM147 156V157H146ZM150 158H149V157ZM202 156H204V155H202ZM201 156V157H202ZM54 157V156H53ZM52 157V158H53ZM199 157H200V155H199ZM199 157H197V158H199ZM72 158V157H71ZM74 158V157H73ZM196 158V157H195ZM195 158H194V161H195ZM206 159L207 160V158L206 157H203V159ZM50 159V158H49ZM148 159H150L151 160V163H148ZM167 161H166V160ZM202 159V160H203ZM205 159H204V161H203V163H205L206 164V166H207V161H205ZM213 159V160H214ZM5 160V159H4ZM35 160V159H34ZM51 160V159H50ZM150 160H149V162H150ZM201 160V161H202ZM49 161V160H48ZM165 161V162H164ZM193 160L192 161H190V163H192V162H194ZM210 161H211V159H210ZM51 162H53V161H51ZM212 162V161H211ZM214 162H215V160H214ZM213 162V163H214ZM2 163H4L3 161H2ZM14 163V162H13ZM148 163V164H147ZM165 163V164H164ZM180 163H182L184 166H186V170H187V173H188V175L189 176H182L181 178L182 179H180V181L179 182H181V183H177V184H175V182L174 181H176V182H178L177 181V176H179L180 177V175H175V176H173L174 178H172L171 177V174H175L174 172H175V167H177ZM187 163H189V161H187L185 164H187ZM201 164L200 166H202V165H204V164ZM238 163V164H237ZM240 163V164H239ZM0 164H1V162H0ZM7 164V163H6ZM32 164H33V162H32ZM56 164V163H55ZM147 164V165H146ZM151 164V165H150ZM182 164L181 165H179V166H182ZM197 165H198V163H196ZM209 164V163H208ZM2 165V164H1ZM9 165V164H8ZM3 167L5 166V164H3L2 165ZM2 166H0V168L2 167ZM193 166V167H192ZM199 166V167H200ZM205 166V165H204ZM203 166V167H204ZM211 166H212V164H211ZM34 167V166H33ZM36 167V166H35ZM137 167V168H136ZM202 167V168H203ZM5 168V167H4ZM4 168H1L0 169V172H1V175L3 176H0V182L2 181V179H4V178H6V176L10 173V171L11 170H9V172H8V174H7V171L6 170H8V169H6L5 168V177H4V173L2 174V172H4ZM7 168H8V166H7ZM15 168V167H14ZM24 168V167H23ZM55 168H56V166H55ZM159 168H161L160 170H159ZM202 168H201V170H200V168H198L200 171H202ZM36 169V168H35ZM140 169V170H139ZM159 171H158V170ZM164 169V170H165ZM179 169V171H182V170H184L185 172H186V170L185 169H183V166L181 167V169L182 170H180V168H178ZM3 170V171H2ZM54 170V169H53ZM170 170H168V171H170ZM177 170V169H176ZM189 170H190V172H189ZM204 170V169H203ZM18 171H20L21 172V169L20 170H18ZM23 171V170H22ZM38 171V170H37ZM55 171V170H54ZM154 171H155V173H154ZM156 171H158L157 173H156ZM168 171H166L165 170V173H167ZM15 172V171H14ZM53 172V171H52ZM11 173H13L12 171H11ZM15 173H17V171L15 172ZM182 173V172H181ZM186 173V174H187ZM193 173H194V176H190V175H193ZM7 174V175H6ZM56 174V173H55ZM170 174V175H169ZM177 174H180V173H178V171H177ZM184 175H185V173H183ZM17 175V174H16ZM27 175H28V173H27ZM144 175H147L146 177L144 176ZM163 175V176H162ZM220 175L221 176H224V178H226L225 179V182L224 183H222V185H221V188H223V191L225 192V193H230L229 192V187H231L230 188V190L231 189H233V188H235V187H238V186H241L242 184H245L246 186H248L249 187V192H250V195L248 196V198H247V200H245V202L243 203V206H238V204L237 203H235V201L233 200L232 202H231V205H230V210L226 213L227 215H225L226 216V218H220L221 220L223 219V220H225L226 222L225 223H227V225H226V227L224 226L223 227V225H218L219 227H223L224 228V230H223V228H221V230H217V229H220L219 227L218 228H215L216 227V225H215V230H217V231H214L213 229V231H214V237H215V234H217V236L218 235H220V239H218L219 241H215L214 239V237H213V232H212V230L210 229V227H212V221L214 220H217V219H215L216 218V216H217V214H218V212H217V204H218V200H219V198H220V196L219 197H216V195H217V193H218V191H217V189H218V187H217V184H219L220 183V180H219V177H220ZM11 176V175H10ZM1 177H2V179H1ZM23 177H24V175H23ZM151 177V178H150ZM198 177H196V178H198ZM8 178V177H7ZM146 178H147V183H146ZM149 178H150V180H149ZM171 178V179H170ZM176 178V179H175ZM194 178V180H192ZM222 178V177H221ZM9 179H10V177H9ZM20 179H23V178H20ZM140 179H141V181H140ZM143 179H145V180H143ZM175 179V180H174ZM12 180V179H11ZM13 180H15V179H13ZM12 180V181H13ZM50 180L52 181V184H53V182H58V181H60L61 180V178L59 177V176H54V177H51L50 178ZM140 182H139V181ZM143 180V181H142ZM169 180L171 181V180H174V181H172V182H170V183H168L169 182ZM198 180V179H197ZM20 181V180H19ZM22 181V180H21ZM24 181H25V179H24ZM23 181V182H24ZM139 182V183H138ZM143 182V183H142ZM146 183V186L145 185H143V184H145ZM149 182V183H148ZM151 182V183H150ZM25 183H27V182H25ZM154 183V184H155ZM28 184V183H27ZM136 184H142L143 186V188L141 187V185H136ZM149 184V186L147 187V185ZM158 184V183H157ZM156 185V184H155ZM159 185L161 186V183H159ZM137 186L139 187V188H141V191L142 192H147L148 193V196L145 194V193H142L141 191V195H140V192H139V188H138V190H137ZM154 186V185H153ZM30 187V186H29ZM125 187H129L128 189H126ZM147 187V188H146ZM150 187V188H149ZM2 188V187H1ZM5 188H6V186H5ZM23 188V187H22ZM148 189V190H147ZM160 189H161V187H160ZM23 190H25V188L23 189ZM27 190V189H26ZM29 190V189H28ZM31 190H33V189H31ZM128 190V191H127ZM133 190V191H132ZM135 190V191H134ZM139 192H137V191ZM146 190V191H145ZM157 190H159V189H157ZM156 190V194H161L162 195V193H161V191L159 192V191H157ZM2 191H3V189H2ZM164 191V190H163ZM162 191V192H163ZM21 192V191H20ZM135 192H137L138 194L136 195V193ZM177 192V193H178ZM11 193H14V192H12L11 191ZM11 193H10V196H11ZM164 193H165V191H164ZM171 193V198H170V194ZM224 193V194H225ZM15 194V193H14ZM26 194H27V192H26ZM136 196H135V195ZM143 194V195H142ZM146 196H145V195ZM149 194H151V196L149 195ZM159 194L157 195L158 197H157V199H156V201L158 200H160V198L162 197H160L159 196ZM174 194H175V196H174ZM223 194V195H224ZM13 195V194H12ZM169 196V198H167V201L165 200V198H166V196ZM179 195V196H178ZM222 195V196H223ZM16 196V195H15ZM14 196V197H15ZM115 196V195H114ZM124 196L126 197V199L127 200H125L124 199ZM139 196H137L136 197V199H139L138 197ZM163 196H164V194H163ZM167 196V197H168ZM183 196V195H182ZM181 196V197H182ZM232 196H234V194H232ZM239 196H241V195H239ZM6 197V196H5ZM8 197H9V194H8ZM115 197V198H116ZM133 197H131V198H129L130 200L129 201H131V200H133ZM143 197V198H142ZM181 197H179V198H181ZM10 198V197H9ZM28 198V197H27ZM242 198V197H241ZM13 199V198H12ZM16 199V198H15ZM14 199V200H15ZM182 199V198H181ZM237 199V198H236ZM240 199V198H239ZM244 199V198H243ZM119 200V199H118ZM126 202H125V201ZM143 200H141V201H139V200H133L134 201V203L131 205V203L133 202H129L130 204L128 205V206H132V207H123V206H121L120 207V213H119V215H121L122 214V212L124 211V213H125V215H124V213L122 214V215H124V218H123V216H122V218H123V220L121 219V220H119V219H115V220H113V216L115 217L116 215H113L112 216V218H109L110 219V222H111V219H112V223L113 222H115L116 220H118V225H119V222H121L122 224L121 225H123V226H125L126 227V222L128 221V223L130 222V223H132L131 221H133L134 222V231H137L136 230V226H140L139 227V229H142L143 228V230H140L139 231V233L140 232H143L144 231V229L146 230V231H144V233H149V235H151V233H153V235H157L156 233H158L157 232V230H159V232L162 230V227H164V226H166V227H168L167 226V224L169 225V223H168V221H170V224L171 223H175V222H177V219H179V218H176L175 219V217L177 216V215H179L178 213H177V215L175 216V217H173V215H175L176 213H174V212H172V217H171V219L172 218H174L173 220L174 221H172L169 217V219H165L167 222H166V224H162L163 222H165L164 221V218H166V217H163L162 218V220H161V218H159L162 214H163V216H168L167 214H164V213H162V212H165V210L167 209L166 207L167 206H165V209H164V207L162 208V210H160V211H162L161 213H160V211H159V209L156 211V210H153V209H155V208H158L159 206L157 205V207H152V205L151 204H149V206L151 205V207H152V211L154 212H156V214H157V216H156V214L155 213H151V211H150V207L149 206H147L148 204L147 203H145V205H146V207H149L148 209H149V211L147 212V214L149 215L150 213L152 214L150 217H147V214H146V217L148 218L147 219V221L149 222L150 220L149 219H151V222L152 223H154L153 225H151L150 227H153L155 230H153V228H151V230H150V227H148L149 225H150V223L151 222H149V224H146V223H148V222H145L146 221V217H144V213H142V212H144V211H142V209L143 210H145L144 208H145V205H143ZM238 200V199H237ZM16 201V200H15ZM15 201H14V203H15ZM139 201V202H138ZM156 201H155V203H156ZM160 201H162V199L160 200ZM159 201V202H160ZM183 201H184V199H183ZM240 201V200H239ZM12 202V201H11ZM118 202H120V201H118ZM137 202V203H136ZM163 202V201H162ZM17 203H19L18 201H17ZM171 203V204H170ZM20 204V203H19ZM137 204H138V206L139 207H137ZM185 204H186V207H185ZM14 205V204H13ZM134 205H136L135 207H134ZM143 205V208H140L141 206ZM167 205H169V206H171V208H172V202L170 201L169 202V204H167ZM189 205V204H188ZM6 206V205H5ZM12 206V205H11ZM16 206V205H15ZM14 206V207H15ZM154 206H156V205H154ZM168 206V208H170ZM2 207V206H1ZM139 208L140 210H138L139 212H134V213H132L133 212V209H131V208ZM5 208V207H4ZM6 209H8V208H6ZM124 209V210H123ZM127 209H130L131 211H129V210H127ZM147 209V210H148ZM164 209V210H163ZM173 209V210H172ZM171 209V211H174V208H172ZM190 209V210H189ZM12 212L10 213V217L11 218H13L14 219V217L15 216H17V215H19V208L18 209H14V208H12ZM146 210V211H147ZM168 210V209H167ZM166 210V211H167ZM129 211V213L128 214H126L127 212ZM135 211V210H134ZM136 211H137V209H136ZM145 211V212H146ZM170 211V210H169ZM150 212V213H149ZM179 212V211H178ZM4 213V212H3ZM132 213V214H131ZM136 213H142V214H144L143 215V217H141L142 215L141 214H139L138 216L136 215V217L134 216V214H136ZM158 213H159V215H158ZM167 213V212H166ZM154 214V215H153ZM161 214V215H160ZM199 214H203V218L201 219V215H199ZM129 215V216H128ZM141 215V216H140ZM182 215H183V218H182ZM126 216H128L127 218H126ZM132 216V217H131ZM134 216V217H133ZM153 216H154V218H153ZM138 217H141V218H139V220L138 219H136V218H138ZM162 217V216H161ZM121 218V217H120ZM128 219L127 221H126V219ZM131 218H132V220H131ZM145 220H144V219ZM153 218V219H152ZM158 218V219H157ZM12 219V220H13ZM156 219L159 221V222H161V226H160V223L159 222H157L156 221ZM178 220V223H179V225H180V223H182V221L181 220ZM219 219V218H218ZM219 219V220H220ZM125 220V221H124ZM131 220V221H130ZM136 220H138L139 221V224H137L138 223V221H137V223L135 222ZM161 220V221H160ZM222 220V221H223ZM155 221L157 222V224L155 223ZM163 221V222H162ZM180 221V222H179ZM201 221H204L205 223L204 224H202L201 223ZM221 221V222H222ZM13 222H15V221H13ZM12 222V223H13ZM125 222V223H124ZM141 222V223H140ZM143 222H145V224L143 223ZM224 222V221H223ZM124 223V224H123ZM129 223V224H130ZM136 223V224H135ZM115 224H116V222H115ZM129 224H127V227L129 226ZM140 224H144V225H146V226H143V225H140ZM219 224V223H218ZM224 224V223H223ZM130 225H132V229H133V223L132 224H130ZM155 225V226H154ZM172 226V228H174V227H177V225L175 226V224H171ZM174 225V226H173ZM178 225V226H179ZM9 226V225H8ZM7 226V227H8ZM120 226V225H119ZM142 226V227H141ZM158 226V227H157ZM160 226V227H159ZM204 226L205 227H207V229H208V234L209 235H211V236H209V235H207V236H209V238L207 239V240H211L212 238L211 237H213V239L211 240V242H208L207 240H206V242L203 244V243H201L200 244V242H198V240H194L195 238L194 237H192V236H190V230L191 229H194V233L196 232V230H200V229H202V228H204ZM124 227V229H126V230H122L123 228H122V226H120V231L119 232H126V234H127V231L129 232V229H131L130 227L129 228H125ZM136 227V228H135ZM144 227H146V228H144ZM158 228L157 230H156V228ZM165 227V228H166ZM122 228V229H121ZM128 229V230H127ZM131 229V230H132ZM149 229V230H148ZM130 230V233L133 231H131ZM164 230V229H163ZM184 230V231H185ZM226 230V231H225ZM149 231V232H148ZM156 231V232H155ZM212 232V234H211V232ZM218 231H220V234H218V233H216V232H218ZM53 232V231H52ZM54 232L56 233V234H58V236L59 237H63V234H62V232H61V230H60V223L59 224H57V227L54 229ZM138 232V231H137ZM137 232H135L138 236L140 235V234H144V233H137ZM210 232V233H209ZM130 233H128L127 235L129 236L128 237V242H127V244L128 243H130L129 245H127V247H128V249H130V250H132V248H133V245H134V240H132V238L134 237V239H135V236H136V234L134 233V232H132L133 234H135V236L134 235H132V234H130ZM130 235H132V237L130 238ZM184 235V234H183ZM194 235V234H193ZM137 237V236H136ZM139 237H141V236H139ZM139 237H138V240L137 239H135V242H137V241H140V239H139ZM217 237V238H218ZM216 238V239H217ZM197 239V238H196ZM137 240V241H136ZM213 240L216 242H213ZM142 241V240H141ZM143 242L145 243V241L143 240ZM132 243H133V245H132ZM208 243H211L210 244V248H207V247H204V246H208ZM135 244H137V243H135ZM138 244H140V242H138ZM132 247V248H131ZM152 247H153V245H152ZM120 249V248H119ZM109 250H111L110 248H109ZM122 250V249H121ZM237 250L239 251V254H236L235 253V251L237 252ZM10 251V250H9ZM212 251V253H210L209 255H208V253L209 252H211ZM111 252V251H110ZM119 252H122V251H120L119 250ZM11 253V252H10ZM236 254L235 255V257H230L229 255L230 254ZM118 255V254H117ZM238 255V256H237ZM208 256H210L211 258L209 259L208 258ZM237 257V258H236ZM170 258V257H169ZM259 259V260H258ZM234 260V261H235ZM262 260V261H261ZM176 262V263H175ZM183 262H181V264H184ZM235 264V263H234ZM264 264V263H263Z\"/></svg>",
  "mask_w": 264,
  "mask_h": 264
}]
</instances>
